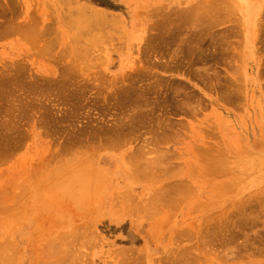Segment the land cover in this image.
Wrapping results in <instances>:
<instances>
[{"label": "rangeland", "instance_id": "1", "mask_svg": "<svg viewBox=\"0 0 264 264\" xmlns=\"http://www.w3.org/2000/svg\"><path fill=\"white\" fill-rule=\"evenodd\" d=\"M75 1H77L80 4H85V5H88V6L92 5L94 7L99 8L100 10L103 9V11L108 12V14H110L112 16L118 15V16L121 17V20L122 21L120 23L108 22V23H111V24H105V23L100 22L99 20H98V22H95L96 19H93L92 18L91 20L94 21L92 23V21L89 18V20H87V22H85V23H88V21H91V23H88L89 25H87V27L85 28V27H82L84 24L81 26L82 23L81 24L76 23V18L78 19V16H77L78 14L75 15L74 13H71L72 15L74 14L73 16H69V14H67V12L69 13V11H68V7L65 4V0H0V79L1 78H7V75L10 76V74H12V73L14 74L15 71H17V73L18 72L20 73V71L22 72L24 66L26 67V69H24L23 70L24 72H22V75L20 73V75L23 76V77H24V75L25 76H28V77H26L28 80L31 78V81H29L30 83L33 84L36 81L35 78L37 76H39V77H37V79H40V80H42V81L45 82L43 84V87H42L45 92L42 93V94L44 96L45 95L46 96L45 97L42 96V98H41V101L43 99L45 100V101L44 100L42 101V106H44V104H45V106H44L45 108L44 109L42 108V111H44V113H46V114H47V112H48V114H50L52 111H55V112H52V113L55 114L58 111V115H57V113L55 115H52V113H51L50 115H52L53 119L50 116L51 119L49 120V118H48V120L49 121H51V120L56 121V124L59 123V124H57L58 128L61 126V127H63V129H65V130L60 129V131H58V129H57V132H59V135H58L57 132H56V128L57 127L54 126V123H55L54 121L52 123L51 122H48V124L46 122L45 123L46 125H44V124H43V126L41 125V128L37 124V126H38L37 127L36 124H35V120L36 119H33V118H35L34 116H36V114L39 111L34 112V109L36 111V108H35L34 105H33L34 107L31 106V110L30 111H32L31 113L32 114L34 113V114H33V116L31 115V117H33L32 120L30 119L31 117L29 118V120L33 121V123L31 121L28 122V120H27L28 117L26 115L27 119L24 118L23 119L24 121L21 122V125H22V127L24 126L23 128L25 129V131H27V129H28V131L26 132V135L27 136L28 135H31V134H29L31 132L32 133V135H31L32 137L31 138H29V136H28V138L25 137V138H27V141H25L23 144L21 143L20 146L17 147L14 152H12L11 157L7 155L6 157H1L0 158V159H2V160H0V177H1V174H2V172L4 170H6L5 172H7V169L8 168H10L11 166L12 167H14V166L16 167V164H19V166L20 165L24 166V169H22V171L26 169L25 170V173L19 174V177H18V179H19L18 182L19 183L22 182L23 180H25V178L29 180V178H27V176H26V173L27 174L28 173L31 174L29 168L31 170H32V168H34V169L36 168L35 166L33 167L32 165H43V166L46 165V167L48 169L50 168V170L56 169V167H61V168L66 167V165L72 160V159L69 160V162L67 160L69 158L67 156L68 155H72V153L71 154L68 153V151L70 152V149L67 148V151H65L66 149L64 150L67 153H65L63 151V147L65 146V144L68 143V141H67L66 138L69 137L68 140L70 141L71 137L74 136V138L72 137V139H75L76 138L75 136L79 133V131H80V133H81V131H83V132H85L84 135L87 136V138H85V136L83 135V133H81V134L79 133L80 136L79 135H77V136H78V140L81 139V137L84 136V139L82 138V141L84 140V143H82V144H84V147H82L83 145L81 144L80 149H83V154L85 152L87 154V155L85 154L87 157H82V159L84 158L83 161L82 160H79L78 157L81 156V155H79L77 157V155L79 153L77 154V150L74 151V152H76L75 155L73 154L75 156V159L78 158V160H75L77 162H75V161H74L75 163L74 162H71L72 164L75 165L74 168H73L74 171L77 172V170L82 169V168L84 169L86 167H88L87 169H89L90 168V165H91V168H93V169L94 168L95 169L98 168L96 170L99 171V168H100V171L103 170L102 172H104V174L106 175L107 178L105 180L103 179V181H101L102 180L101 178H100L101 180L99 178H96L95 179V181H94L95 182V185H93V186L94 187L96 186L98 188V190L100 188V190L98 191L96 189L98 191L97 192L95 190V188H94V191L92 189L93 192L98 193V194H95L94 193V197H91V198H94L95 201H96V199L99 196H101V199H99V198L97 199L98 201H96V205L93 204V202L95 203V201H93V202L91 201V204L90 203L89 204H86L87 201H85V203L83 204V206H86L85 207L86 209H88L89 207H91L90 209H92V210L89 209L90 211L84 209L83 206L80 207V210H79V205H82V203L79 204L78 202H77L78 204L77 203L74 204V205H77L78 208H77V206H74L73 207V204H71V203L68 204V205H66V206H63L60 202H59L60 204H58V201L61 200L59 198L60 196L58 195V193H57V196H54L56 194V192L53 195L52 193H54V192L51 191V190H47V189L42 190L41 189L42 190L41 191V190L38 189L39 190L38 191V190H23V189L22 190L21 189L19 190V188H18V190L16 189L15 191H17V194L20 197L17 198V199H16V197L15 198L13 197V202H15L16 200H19V201L18 202L16 201L14 203L15 206L13 205L12 201H11V203H12V205L14 207H16L15 208L16 210L20 211L19 212L20 214L22 213V216H20L21 218L18 219V220H16V218H18V217H15V221H13L12 220L13 217H9V215L7 213L5 218L9 217V219L7 218L6 220L3 221V219H5L4 218V215H2V214L0 215V219L3 222V224H1L2 222L0 223V225H1L0 232L2 233V232H4L3 230L8 229L7 231L4 232L5 234H2L4 238H2V236H1V238L4 240L5 243H6V241L9 242L8 252L5 251L6 252L5 255H7L6 258L8 260L5 259L4 263L3 262L2 263L3 264H38V263H36L38 259L35 260V256L38 255V258H39V254H37V253L43 252L42 250H45V249H43V247L46 246L47 244L49 245V243H50L49 248H48L50 250L49 251H44V253H46V252L49 253L50 251L51 252L53 251V252L52 253H49L47 255L46 254H43L42 255V257L44 256L45 258L47 256L50 257L49 259L46 258L48 260V263H49V260L50 259L52 260L55 257V255H56L55 254V251L56 252L57 251H59V252L61 251V248H62L61 246L62 245L58 249V247H57L58 244H61V243L64 244L65 243L63 245V247L66 248V246H67L68 249H66V252H63L64 254L61 253V252L60 253L63 254V255H65V257H66V254L65 253H67L69 255V256L67 255L68 258H66V260L64 261L63 258H62L63 256L60 255L59 252H57V253H59V256H62L61 257L62 258V262H63L62 264H121V262H122V264L123 263L125 264V262L126 261H129L128 259H131V258L128 257V259H126V257L124 256L125 258L123 260V257H121V256L124 255V254H126V253H128L129 250H130V253H133V251H135L136 249H137L138 254L135 251V256L137 254L138 255L137 257H139V256H141L140 254H142V253L144 254V256H142L141 258L139 257V260H137L138 259L137 257H135L137 259H134V257H133L134 253H133V255L128 253V255L129 256L132 255L131 256V257H133L132 259L134 261L135 260L138 261L137 264H160V260L161 261L164 260L166 262L167 256H170V254L172 253V251H176L177 250L176 247L179 248L180 246H183L185 248H187V247L190 248V247L193 246L192 247V251L195 252L194 255L196 256L195 257L196 260L194 258L195 261L194 262L192 261L190 264H264V92H263L264 91V89H263L264 88V74L263 75L258 74V73H260L259 71L261 69L264 70V68L261 67L262 65L264 66V62L260 66V64H261L260 62L261 61H259V60H263L262 58L264 57V51L263 50L262 51L260 50L261 46H262V49L264 48V46H263V44H264V40H263L264 34L262 36L263 38L260 36V39L262 38L261 40H263V42L260 39H257L256 40V37L259 38L258 35L261 33V32L259 33V30L262 29L261 31H263L264 30V27L261 26V29H260V27H258L259 28L258 29L256 27L258 24L257 25L254 24V18L256 19V18L259 17L258 19H260V22H261V20H263V19H261V16L264 15V13H263L264 12V7H263L264 0H257V1H255V0H244V1L243 0H240L239 1L238 0V2H241V3H239V8L241 7L240 4H243L242 7H244V10L239 11L237 13L236 12H233L234 10L233 11H230L229 8H228L229 7V3H231L232 1H230L229 3H228L229 0L228 1L225 0L227 2H225L223 0H220L219 2H217L218 5L220 3L221 8L223 6H225V5L228 6L227 8L230 11V15H231L232 12L234 14L236 13V16L235 15L234 16L237 18V20L239 19V22L236 20V23L237 22L238 23H241L242 21L244 22V24L242 23V26H241L244 29V32L241 33V34H243V37H242V35H239L237 33L238 30L240 29V27L237 28V26H236V28L238 30H236L235 33L237 34V36L235 34H234L235 36H233V34L231 36L230 33H228V35H227V33H226L227 36H230L229 38L227 37V40L226 39L223 40L222 38L220 39V37H218L219 39H215L217 37L216 35H218V32H221V31L223 32L224 30H228L229 29V27L231 26V23L233 21V20H231L233 18V15H231V16L230 15L229 16L227 15L229 18L231 17L230 20L228 18L227 19L228 21H225L226 22L225 24H222V23H224V22H222L221 23L222 25L219 23V26H218V23L215 24L214 27H213V25L211 27L209 25H204V23H203V25L204 26H207V28L206 27H204V28L202 27V29L205 30V28H206L207 31L212 32L211 38L214 37V39H215L213 41L214 42L213 43L212 42L213 38H212V40L210 38V41H211V43H210L209 41L206 40V39L209 40V38H207V36H208V34L210 32H208L207 35H206V33L204 34L206 36L205 41L209 42V44L206 45L207 42H203V43H205L203 45H205L207 47L209 45L212 46V47L211 46L208 47L210 49V50H208V54L210 56H207V58L210 57L211 59L212 58L214 59V57H215V56L212 57L211 56V52H209V51L212 50V52H215V51L218 52L217 51L218 49H216V47H215V49H213L214 48L213 46H217V48H219V49L221 47L225 46V47L222 48V50H220L218 52L220 55L217 53L219 55L218 57L216 55V52L214 53L216 55V58L214 60L212 59V61H211V59L209 58L210 60L206 59V61L201 62L202 65L200 63H199L200 65L199 64H196L195 65L197 67L202 66L203 67V70L205 69L206 72L208 71L206 69V67H209L208 69H211L212 68V71H215V72H217V69H218L217 74L219 75V79H218V75L216 73L211 72L212 75H214V74L217 75V76L214 75V77L216 76L215 77L216 80L212 76V78L209 81L211 83V80H212V83L213 84L211 83L212 84L211 85V84L207 83V86L206 85L200 86V83L201 84H205L206 82H209L207 80L211 77V74L208 75L205 72H204L205 74H202L201 73L202 70H198L197 72H198L199 75L198 74L197 75L201 79V77H203V75L206 76V74H207L209 76V78L206 76L207 77L206 81H204L205 80V78H204L205 76L203 77L204 78L203 81H202V79L199 81L198 80V77H197V80L196 81H194L196 79L195 77H192L191 78L193 80L189 79L192 76V74L195 73L194 71H196L197 69H199V68H197V69L194 68L195 69L194 70V69H192L193 67L191 68V66H193V65L189 64V63H191L189 61V59H190L191 56L190 57L188 56L189 59H185L184 60L188 64H186L185 62H181V63H184L187 66L189 65V67L192 69V73H190L191 70L186 65L182 64L183 65L182 66L183 68L181 67L180 61H183V60H181L180 58L176 57L177 59H179L178 61H179L180 64L177 63V61H176L177 59L174 62V59L175 58H173L172 53L174 52V50L176 49V47H178V48L180 47V44L176 45L177 42L174 43V44L172 43V45L170 44L171 45V50H173L172 49V46H173V48L176 46L174 48V50L172 51V53H171L170 52L171 50L169 49L170 46L168 44L167 45L169 47L167 45H166V47L170 51H168L166 49L167 50V52H166L165 48L163 47L164 48L163 49L161 47L163 45H158L155 42H153V41H155L154 38H153L156 35L155 33H157V32L160 31L159 28H157V31H156L155 30L156 28L154 29V27L152 26L153 20H157L158 18L160 19V17H164V16H160V17L159 16H155V19H154V15H153L154 13H153V11H152V14L150 13L151 15H148L147 12L149 11V9L153 8V6H154L153 9H155L156 6H159L161 8L162 5H165V7H166V5L168 6V4H170L169 5L170 7L171 6H174V4H175L176 5V8H177V4L176 3H178V1L184 2L186 0H152L153 2H151V0H75ZM193 1H194V3H196L195 2L196 0H192V2L190 0L189 1V4H192ZM198 1H200V0H198ZM201 1H203V0H201ZM208 1L213 2V3L215 2V4H216V1H214V0H212V1L211 0H208ZM235 1H237V0H235ZM187 2H186V4H188ZM238 2L236 4H238ZM242 2H244V3H242ZM232 3L234 4L235 2H232ZM179 4H180V7H182L181 3H178V5ZM189 4L187 6H188V8L191 9L194 4H192L190 6H189ZM234 6H235V4H234ZM234 6H232V7L230 6L231 10H232V8ZM144 7H147L148 9L146 8V11H145V10H143ZM180 7H178V8H180ZM225 7H223V9H225ZM262 7H263V12L259 13L261 11ZM169 8L168 9H165L164 8V9L170 11ZM178 8L177 9H174L175 11L173 10V12L170 13V16H171V14L173 16V14H175L176 12L177 13L180 12V11H176V10H180L181 9V8L180 9H178ZM184 8L185 7L183 6L182 9H184ZM137 10L138 11H141V10L145 11V12H142V13L140 12L141 14H143V13L146 14L147 13L148 16H145V18L148 21V22L146 21L147 23L146 22H145V24L142 23V21H143L142 18H144V17H142L140 15H137V16L135 15L136 17L133 16V14L135 13V11L138 14V11ZM162 11L163 10L159 11V13H161ZM171 11H172V7H171ZM183 11H185V10H183ZM206 11H208V10H205V12ZM229 11H228V13H229ZM203 12H204V10H203ZM241 12H243V14H245L244 17H243V14ZM162 13L166 14L167 11L166 12H162ZM201 13H202V11H201ZM157 14H155V15H157ZM204 14L207 15V13H204ZM149 16H152V17H149ZM241 18H243V20ZM31 19H34L35 21H36V19H38V22L39 23L37 24L38 26H37V29L35 30V32H36L35 34L36 35L39 34L40 35L39 36L40 38L42 36H44V35H42V33H41L42 31H40L39 25L41 23H43L45 25L43 27H46L45 29L47 30V32L45 31L43 33H45L46 37H43L42 38V40H45V41H42V40L41 41L42 42H45V44H46V41L47 40H50L51 41V43H49V42H47V43H48V45H50V47L51 46L52 47L49 48V46H47V48H49V50L50 49L52 50V48H53L52 51H54V52L50 51L51 54H53V56H54V54H57V53L64 55V53L65 52H68V50H70L71 52L73 50L76 51V52L78 51V53H79V51H82V53L80 52V55H82V56H84L83 55V52L85 51L84 54H87L88 53L90 55L89 58H88V55H86L87 56V60H81L80 61V63L83 61L82 65H80V68H81L80 69L81 70L80 72H78L79 71V66L77 68L75 67L78 70H75L74 69L75 71H77V72H74V73H79L78 76H77V79L81 82V84H82V80H84L85 83L86 84L89 83L90 86L89 85H86V84L85 85L82 84L83 87L84 86H87V88L84 87L85 88L84 89L82 87V85L80 86L79 82L76 83L78 80L76 79L77 80L76 81L75 80V77H73V76H76L77 74L76 75L73 74V76H71V77L69 76L70 78L67 76L69 79H71L73 77V79L70 80V83L68 81V83L69 84H72L73 87L72 86L65 87L64 85L61 84L63 86V88L64 87L66 89L69 88L67 90L64 89L65 90L64 91L63 88L60 85V87L62 88V90L66 93V92H68V90L70 92V87L74 88L76 86V84H79V85H77V88L76 89L79 88L78 86L82 87V89H80V91H78L79 89L77 91H78V93L81 92L80 94L83 95V97H80L81 95H79L78 93H76L77 91L75 92V95L72 94L74 97L76 96V94L79 95V96H77L75 98L73 96H71V93L69 94V92L66 93V94L63 92L64 93L63 94L60 87H59L60 88V91H58V92H60V94H59L56 91L58 89V86L55 87L56 84L55 85L53 84L54 86H52L51 82L48 81V80H51L53 78L54 75H51V74L53 73L55 67H57V69H56V72L55 71L54 72L57 73L58 75L61 73V71H63V69L66 70L65 69L66 67H64V68H62V70L57 71L58 68L61 69L62 65L63 66H66L67 65V62L70 61V58L72 59V57H74V53H73V56H71L70 53H69V55L67 53L68 58L65 57L66 55L63 56V57H65L67 59V61H66V59H63V60L61 59V61H60L59 57H61L62 55H59V57H58V54H57L56 57L54 56L53 58L59 59L58 61H60L59 62L60 65L59 64H56L57 66L55 65L54 69H50L51 66L49 68H48V66L55 64L54 62H56L57 59L55 61L49 62L50 60L48 58H51L52 57V56L49 57L50 54L48 56H45L42 53L41 54L43 56H41V54L38 55L39 48L42 47L40 44L43 45L44 43H41L40 42V44H39L36 38H34V39H36V41L33 40V43H35V42H36V44L38 43L37 45L34 44L33 46H39V48L38 47H34V48H36L35 50H37V55L38 56H41V57H39L40 59H38V57L36 55V51H33L32 50V52H31V51H28L27 50V52H26V48L27 47L30 48L28 43L31 42L32 40L29 41V39L26 38L27 40H25L23 38L25 36H29V37H32L33 38L35 35L34 36L29 35V34L28 35L27 34L25 35V33H27V32H25V33L23 32V34L25 36H21L22 34L20 35V33H22L21 30H23L22 29V26L23 25H26L27 22L29 24V26L27 24L28 29H29V27L31 28L30 25H33V22H32V24H30L31 23ZM86 19L87 18H85V20ZM258 19H256V20H258ZM13 20H15V22L13 24H15V23H18V24L21 23V25L23 24L22 26L19 25V26H21V28H20L21 30H18L19 28L17 29V27H19V26H17L18 24L17 25H13L12 24ZM80 20H81V18H80ZM80 20H77V22L78 21L80 22ZM139 20H140V23H139ZM9 21H11L12 27L15 26L16 29L20 33L19 32L16 33L17 30L15 31L14 28L13 29H14L15 32H11V31H13V29H12L11 26L9 27L10 24L9 25L7 24ZM24 21H25V23H24ZM159 21L160 20H157V22L154 21V23H158ZM35 23H37V21ZM234 23H232V24H234ZM252 23H253V25H255L254 28L252 27L253 26ZM256 23H257V21H256ZM258 23H259V21H258ZM147 24H149V25L147 26ZM35 25H34V27H36ZM261 25H263V24H261ZM84 26H86V24ZM190 26L191 25H188L187 24V29L186 28H183L182 29L183 31H185V29L187 30V32L185 31V33H183V31H182V33H183L182 36L185 35V34H187L189 31L191 33V29L193 31V28L194 27H192V26L190 27ZM201 26L198 25V27H200V30H201ZM198 27L194 28L196 33H198V31H196L198 29ZM233 27H235V26H233ZM24 28H26V26H24ZM83 28H85V29L83 30ZM31 29H35V28H31ZM31 29H29L28 33L31 31ZM80 29H81V31H80ZM25 30L26 29H24V31ZM230 30H231V28H230ZM230 30H228V31H230ZM253 31H256V32L254 33ZM195 32L193 31L192 33H194V34H190L189 33L190 35L187 34L185 36H187V38H189V36L192 37V35L195 36ZM30 33H32V32H30ZM79 33H81V35ZM257 33H258V35L256 36ZM262 33H264V31ZM262 33L260 35H262ZM214 34H216V35H214ZM248 34H253V36H254V38L256 40L255 43L254 42H251L250 43L247 40L248 37H245V36H247ZM73 35H75L76 37L73 36ZM151 35H152V37H150ZM71 36H73L74 41L77 42L76 45H71V43L72 44H75V42L72 41L73 39L71 38ZM219 36H220V34H219ZM37 37H38V35H37ZM75 38H77L78 40L76 39L77 40L76 41ZM190 38L188 39V41H185V43L189 42L190 41ZM192 38L194 40L195 37H192ZM69 40H70V42H69ZM222 40L228 42V44H226V42L224 43ZM27 41H28V43H27ZM217 41L220 42V43H218ZM229 41H230V43L231 42L232 43L230 44ZM215 43L216 44H219V46L218 45H215ZM165 44L166 43H164V45ZM83 45L87 46V49H86L85 46L83 47ZM33 46L30 49H33ZM145 46H146V48L148 47L147 48L148 51H149V49L152 51V54L150 56L147 55L149 52L145 50L146 49V48H144ZM157 46H159V48L161 47L163 49V50L162 49H159L158 52L160 50H162V51H160V53L164 51L163 53H161V55L162 54H165L166 55V53L168 54V52H170V54H171L170 55V58L168 57L169 54L167 56L169 59L168 58H165L164 59L165 61H166V59H168V61H166V62H164V60H163L164 56H159L160 54L159 55H155V56H157V61L160 60L159 61L160 64H162V63L164 64L165 63L164 65H168V64H170L169 62H171V60H172L171 58H173L174 64L176 63V65H177V66L175 65L176 66L175 68L172 67L173 69H175L173 71H174V74L176 76H173L174 75L173 72L170 73V71H169V73H168V71H167V70H170V68H171L172 65L174 66L173 62H171L172 65L171 64L169 65L170 68L168 66H164L163 65L165 69H161V68H163V66H161L159 64V62H157L156 60H154V59H156V57L154 58L153 53L156 52L157 50L154 48L155 51H153L154 49L152 50V48H149V47H157ZM43 47L46 48V46H43ZM66 47H67V49H65ZM68 47H69V49H68ZM79 48H80V50H79ZM225 48H226V51H229L230 52V53L228 52L227 54H230V55H233V56H230L229 55L230 57H228V55L225 53ZM256 48L257 49L259 48V49L257 50ZM43 49L44 48H40V50H43ZM228 49H230V50H228ZM43 51H41V52H43ZM144 51H146V53L147 52L148 53L146 54V53H144ZM221 51H224V53L226 54V58H227L226 60L223 59V58H225V56L224 57L221 56V54H224L223 52L221 53ZM47 52H49V51H47ZM158 52H157V54H158ZM39 53H40V51H39ZM26 54L28 56H26ZM75 54H77V53H75ZM146 55H147V58L149 60L146 57H144V58H145V60L147 59V62L149 61L148 63L144 59L143 60L141 59V57L146 56ZM151 56H152V58H150ZM158 56L159 57H162V58H159ZM174 56H176V54H174ZM180 56L182 57L184 55L181 53ZM45 57H47L48 61L47 60H44ZM188 57H186V58H188ZM53 58H52V60H53ZM76 58H78V56H76ZM79 58H81V56ZM79 58H78V60H80ZM83 58H86V57H83ZM140 59L143 61V64L140 61ZM219 59H221V61H228V62H223V64H221L222 62ZM64 60L66 62H63L62 63V61H64ZM74 60H75V57H74ZM151 61L153 63L156 61L160 65L161 68L158 67L160 69V71H158L159 70L158 68L157 69H154L155 67H157L159 65L156 64V62L154 63L155 64L154 65L153 63H151ZM161 61H162V63H161ZM216 61H219V64ZM167 62H168V64H167ZM144 63L145 64L147 63L146 64L147 66ZM150 63L153 64V65H151ZM216 63H217V65H216ZM47 64H49V65H47ZM204 64H206V65H204ZM19 65L20 66L22 65V66L20 67ZM140 65H141V67H142V65H144L143 68H145V66H146V69H143L142 68V72H141V70H139ZM149 65L150 66H153V68H152L153 72H150V71L147 70V69H149V70L151 69ZM17 66H18V68H20L19 69L20 71L18 69L15 70V67L17 68ZM148 66H149V68H148ZM46 67L48 68V70L45 69ZM141 67H140V69H141ZM166 67L169 68V69H167ZM180 67H181V69H180ZM172 68H171V71H172ZM185 68L187 69L186 71L190 70V72L189 71L188 72H185ZM69 69L71 70V75H72V72L74 70L72 68H69ZM213 69H215V70H213ZM220 69H221V71H219ZM25 70H27L29 72H27ZM133 71L135 72V74L138 73L137 74L138 77H139V73H142V75L140 74L141 75L140 76L141 79L138 78L136 75H134V72ZM183 71L185 72L184 74H183ZM209 71H208V73H210ZM68 72H69V70H67V72H64V73L62 72L59 75V77H62V76L65 77ZM179 72H180V75H179ZM219 72H221V73H219ZM263 72H261V73H263ZM24 73H26L27 75L24 74ZM29 73H31V74H29ZM143 73H146L147 75H149L148 73H150L149 76L152 79L151 78L149 79V77L147 75H146V77H147V79H146L145 74H143ZM186 73H187V76L185 75ZM47 74H48V76L46 78H44V75L46 76ZM69 74L70 73H68V75ZM171 74H173V75L170 77ZM42 75H43V78H41ZM129 75H131L132 78L129 79V77H131ZM133 75L135 76V79L137 81H135V79L133 78ZM157 75H159V76H157ZM162 75H166V77H167L166 78L164 76L166 79L164 78V80H162L163 82H165L164 85L166 87L163 84H161V83H163L162 81H161V83L159 81L160 80L159 78ZM33 76H36V77L32 78ZM55 76H56V74H55ZM55 76H54V79H55ZM156 76H157V78L159 77L158 78L159 80L156 79ZM126 77H128V78H126ZM26 78H23L24 80L23 79L22 80L24 82H26L25 81V80H27ZM125 78L127 79L126 81L129 80V82H132V81H133V83L135 82V85L136 86L137 85H140V83H141L142 86H144V83L145 82L147 83L149 80L150 81H153L154 80L155 82L154 81H153L154 83L152 82L153 85H154V89H155V87H157V88L159 87L158 88L159 90H157V88H156L155 90H157L158 92L155 91V90H154L155 91L154 92L152 90L153 89V86H152V89L151 90L153 91L154 94L160 95V96L155 95L156 97L158 96L157 98L154 97L157 100L155 103L158 104V101H159V103L162 101V104H164V107L162 105H159L158 104L159 109L156 110V112L158 111V113L160 115V111L162 109L163 110H166V112H167L168 109H170L171 113L175 115L174 112L177 109V112L179 111L178 113L176 112L178 116L177 115L170 116L169 114H171V113H170V111H168V117L169 118L172 117L169 120L172 121V119H173V122L175 123L174 125H177V126H174L173 125V122L170 121V123L174 127L173 129L176 130V128H177V130L178 131L181 130V132L179 131L180 134H174V135L172 134L171 136L172 137L175 136V135H180L181 136L182 135L181 133H184V136H187V137L184 138V143L183 144L181 143V145H183V146L178 145L179 144L178 139L182 140L183 137L176 138V140H177L176 142H178V143H174V141H170L169 142V140L174 139V138H171L170 139L168 137L169 139L166 138V139H168V141L166 139H165L166 141L164 140L165 143L166 142L167 143L169 142V144H167V145H164V144L161 143V141H159V144L161 143V146L162 147L164 146V149L169 148L170 154H168V156H170V155L173 156L174 153H176L178 155L177 156L176 154H174L175 155V158H173L174 157L173 156L172 159H174V160H172V161H171V158L170 159L169 158L168 159L166 158L167 160H165V165L168 164V162H167L168 160H170L171 163H173V164L169 165L170 164V161H169V164H168L169 166L168 167L165 166V168L169 170L171 168H174V166H175V168L178 166L177 167L178 172L176 173V177H173V174H172L173 169H171L172 171L169 174H172L170 176L172 178L169 179L170 178L169 177L168 178L169 180H168L167 177H165L163 175V174H165L166 176H168V174L166 172H163V173L161 172V171H164L165 170L163 168L164 165L163 166L161 165L164 170L161 169V166H160L159 167L160 168L159 169L160 171H158V172L159 173L161 172L162 175L161 174L160 175L162 176L161 178H163L164 181L159 182L160 184L157 183V181H158V179H159L160 176L158 177L157 181L156 180H153L154 182L148 181L150 183V185H154V186H151V187H150L149 183L146 181V179H144L142 181L140 179L141 183L140 182L135 183L134 181H137V179L136 180L133 179L134 181L132 182V180H130L131 176L129 178V175L130 174L127 175V172H128V169H129V168H127L128 167L127 166L128 164H126V168H125V163L127 162V160H126V162H124V159H127L128 158L127 153L128 154L130 152L132 153V150L133 149H136V148H134V146L135 145L137 146V143L141 140L142 137L136 139V141H133L135 139H134V137L132 138L131 136L134 135L135 138H136V134H132L131 133L132 134L131 136L130 135H127V136L125 135L126 137L124 136L125 137L124 138L123 137V134H126V133H123V131H122V134H121L122 137H121V140L120 141L122 142L123 140H125L124 141L125 142L124 143L125 145L124 144H122V145L126 146L128 144L126 140H129L128 138H130V140H129V143L130 144H128L127 147H125V149L123 151H122V149H120L122 151V154H121V152L119 150V147L121 145L120 146L117 145V146H119L118 149L116 148L117 146L114 147V148L113 147L108 148V147H106L107 146L106 143L108 141H105V143L103 142V140H106L107 139L106 136L108 137V135H109L108 138L109 139H112L113 137H110L114 133L112 131L114 130L116 132L117 129H118V128L115 129V128L109 126L113 122H115L114 120L117 119L118 117H119L118 119H120V115L118 114L119 116H117V113H120L121 114V112L123 113L125 111V109H124L125 107H127V109H128L129 107L131 108L133 105H134V108L133 109L136 111L135 113L140 112L141 107H140L139 110H138V108H139V105H140L141 101H138V104L139 105L136 102L135 104H132L130 106L129 105L128 106L127 105L126 106L125 105L122 106V105L119 104V102L116 103L118 100L115 99L116 102L114 101L113 96H112V93L113 92L111 93V96H109V97L107 96V94L110 95L109 94L110 93L109 91H110V89L112 88V85H113L111 83L113 81H116L117 84L118 83L121 84L123 82H126V81H124ZM179 78L183 82H181V81L178 82L179 81ZM56 79L59 80V78H56ZM120 79H122V82L120 81ZM138 79H139L140 82L138 81ZM161 79H163V78H161ZM173 79H175L180 84V86H179V88L181 89L180 91L177 88L179 84L175 80L173 81ZM19 80H21V79L19 78ZM117 80H119V82ZM166 81H168V82H166ZM73 82H74V84H73ZM91 82H93V83H91ZM138 82H139V84H136ZM184 82H185V84H184L185 86L186 85L187 86L190 85L191 88L189 89L187 87L188 89L185 91V89H183L185 87V86H183V83ZM26 83L28 85V82H26ZM59 83H61V82H59ZM104 83H108V85L107 84L105 85ZM148 83L149 84H152L151 82H148ZM167 83L169 85H171V86H174L176 83L178 85H177V87H176V85L174 87H171V86H167L168 85ZM197 83H199V84H197ZM214 83H215V86H214ZM218 83H220L219 84L220 87H218L219 86ZM45 84H48L47 86H49V87H45ZM92 84H94V85H92ZM103 84H104V86H103ZM158 84L160 86H158ZM181 84H182V87L183 88L181 87ZM223 84L226 85V86L225 87L224 86L221 87V85H223ZM101 85H102V87H101ZM118 85L113 86L114 87L113 89H115V87H118ZM88 86L90 88H92V89L90 90V88ZM147 86H150V85H147ZM147 86H146V88H148ZM204 86L206 87V89H203V88H205ZM229 86H233L232 88H234V87L237 88V91L239 90L238 93H236V94L233 95V99L234 100L231 99V95L230 94H229L230 95L229 96V99L227 98L228 97V93H230V90H232V88H229ZM207 87L209 88L208 91H207V89H208ZM211 87H212V89H211ZM72 88H71V90H72ZM88 88H89V90L91 92L88 90ZM108 88H110V89H108ZM119 88H121V87H119ZM162 88L165 89V90H167L168 92L170 90H172L175 93H176V91L177 92L179 91V92L177 94H174L175 96L174 95H171V96L175 97L174 99L171 97L172 100L171 99L168 100L167 97H170V94L172 92L171 91L169 93L167 92L168 95H169V96H167L166 91L165 90H162ZM171 88H173L175 90H173ZM223 88H226V89L229 88L228 89L229 90L228 93H227V90L226 91L223 90L225 94L227 93L226 96L225 95H222L223 92H222V94L219 92L221 94V96H220V94H218V91H220V89L222 90ZM235 88L233 90H235ZM50 89H51V92L52 93L54 92V95H52V93L49 91ZM113 89H111V91H113ZM182 89H183V92L185 94L182 92ZM8 90H10V89H7V91ZM99 90L102 93H104L105 90H107L105 92L106 95H105V93L102 94L101 92H99V97L101 99L103 98L102 101L106 100L107 97H108L109 98V100L107 99L108 102H107V100L105 102H101V99H99V97H98V91ZM196 90H197L198 93L196 92ZM152 91H148V89H147V93L148 92L150 93V97L149 96H147V97H149V98L152 97ZM163 91H165V92H163ZM191 91H192V93L194 92V93H196L199 96L198 97V96H196V94H194V99L196 100V102L193 103V107L194 108H195V104L197 103L196 97L199 100L202 99V98H206V100L205 99L204 100H200L202 102L201 104H200V102L198 104H196V106L198 105L199 108H201V105L203 106L201 109H199L198 106H197L198 110L195 108V111L197 110L196 111L197 112V115H194L195 114V111H194V109H192L193 107L189 108V105H188L189 103L186 104L188 101L185 100V98L188 95L190 96L192 94ZM237 91L235 90V92H237ZM0 92H2V91L0 90ZM88 92H89V94H87ZM181 92L184 95H181ZM189 92L191 94H187ZM149 93L147 95H149ZM200 93H202V94L199 95ZM231 93L233 94L232 91H231ZM134 94H136V93H134ZM162 94L164 96H167L166 97L167 99L164 98V100H162L163 99V95ZM58 95H60V96H58ZM0 96H1V94H0ZM30 96H32V95H30ZM86 96L91 97L92 100L90 98L86 97ZM182 96H184V97H182ZM191 96H193V95H191ZM222 96H223V98H220ZM224 96L227 98V103L224 102L225 104L223 103V101L226 100V98L224 99ZM235 96L238 97V98H234ZM79 97H80L81 100L85 97L83 99V101H82L84 104H82V102H80V103L78 102L80 100ZM188 97H187V99H188ZM30 98H34V95L32 97H30ZM48 98H51L52 99V100L50 99V101H53V99L54 100L56 99L57 101L55 100V102H56V104L58 103L57 105H58V107L59 106L60 107L59 108L58 107H53V109H55V110H52L51 109L52 108L51 105L55 104V102L54 103L50 102L51 105H49ZM94 98H95V101H96V98H97V100H100V102L99 101H96L95 102L94 101ZM178 98H179V102H180L179 105L176 102L178 100ZM218 98L220 100H218ZM89 99H90V101H93V102H90L89 101L88 104H92L94 102L96 104L94 103V104L88 106L87 102H88ZM165 99H166V101H165ZM221 99H222V102H221ZM230 99L233 100L234 103L236 102L235 99L236 100L238 99V101H237L236 104H232L233 101H231ZM151 100L155 101L154 99H151ZM184 100L187 101V102H185ZM0 101L3 102V99L1 97H0ZM113 101L115 102L116 105L113 103ZM174 101L176 103H174V104L171 103V102H174ZM203 101H204L205 104L203 103ZM2 102H1V104H2ZM97 102H99V104ZM38 103L40 104L41 102H38ZM46 103H47V107H51L50 108V113L48 111L49 108L46 110ZM61 103H63V104H61ZM101 103L102 104L104 103L103 104L104 106H102ZM105 103H107V105H105ZM108 103H109V105H108ZM181 103H182V105H181ZM183 103L186 104V105H188L187 106L188 107L187 110L189 111V109L190 110L192 109L194 111V114H193L192 110H191L192 113H189L190 111L188 112L185 109V111L187 113V115H185L184 108H187V107L184 106ZM229 103H230V105H227ZM110 104H111L112 107L110 106ZM142 104L143 103H141V105ZM165 104H166V108H165ZM98 105L102 109V112L105 111V112H103V114L101 112V109L99 107H97ZM172 105H173L174 108L172 107ZM176 105H178L179 107L176 106ZM3 106H2V109L4 108ZM118 106H119V108H118ZM180 106H182L183 108L180 107ZM104 107L105 108L107 107L108 115L109 116H107V113H106L107 110ZM88 108H91V109H88ZM108 108H110V109H108ZM112 108H113V110H115V112L112 110ZM136 108H137V110H136ZM2 109L0 111H2ZM57 109H60V110H57ZM71 109H73L74 111L76 110L75 113ZM77 109H78V112L79 111L80 112L82 111L83 114L80 113V112L78 114ZM86 109L89 112H92V110L93 111L94 110L95 111L97 110V111L96 112L94 111L95 113L92 112L93 114L91 113V115H90V113H87L88 111H86ZM127 109H126V113H128L130 111V109H128V111H127ZM144 109H146V107H144ZM173 109H174V112H172ZM70 110H71V112H70ZM98 110H100V111H98ZM131 110H132V108H131ZM181 110L183 111V113H184L185 116L183 115V113H182ZM4 111H6L5 108L2 111V114L3 115H4V113H3ZM72 111L74 113L73 114L74 116L72 115ZM84 111H86V112H84ZM198 111H200V113ZM61 112H64L66 114L61 113ZM76 112H77V114H76ZM109 112H110V114L113 112L112 115H110ZM166 112H164V113H166ZM44 113H43V115H44ZM97 113H98V115H97ZM105 113H106V119L107 120L104 118L105 117L104 116ZM131 113L134 115L133 112H131ZM131 113H129L130 114L129 116L133 117ZM188 113L190 114V116L188 115ZM0 114H1V112H0ZM6 114H7V112H6ZM59 114H60L61 117L62 116H65L64 118H66V122L69 121V122L72 123V120H73V123H74V120H75V124H73V123L72 124H73L74 127L76 126L77 130H75V128L72 127V125L70 123H69V125H70L69 126L68 125V122H67V124L65 122V125H64L63 122L65 120H64L63 117H62L63 118V121H62V119L60 117H59L60 118L59 119L58 118ZM80 114L83 115V116L85 114L86 117H82V116L80 117ZM113 114H115V118L114 119H111V118H113ZM123 114H121V118L122 119H123V117H122ZM125 114H124V119L126 117ZM67 115H69L68 118H70V119L72 118L71 121H70V119L68 120ZM95 115H97V118H99L100 115L101 116L103 115L102 117L100 116V118H104L105 121H107V122L105 124L104 123L102 124V122L99 124L98 122H100V121L96 118ZM2 116L0 115L1 118H2ZM78 116L80 117L79 120H83L84 118H86L87 121H88L90 119V121H88L89 124H90V126H89L90 128L87 127L89 124L88 125H85L86 124L85 123V119H84V121H82L83 124L81 122L78 123V124L81 123L80 124L81 126L80 125H77L76 122L79 121L77 119ZM129 116L127 114V118ZM108 117H109V119H108ZM131 117H129V118H131ZM54 118H56V119H54ZM91 118L92 119L95 118L96 119L95 121L98 120L96 122L97 123V126H96V123L91 124L92 122H94V121H91ZM124 119H123V121L126 122V124H127L128 120L127 119L124 120ZM175 119H177L178 122L179 121L184 122V123H182V124H184V127L182 128L181 122H179L177 124L174 121ZM46 121H47V119H46ZM59 121H61V123ZM117 122L119 123L118 120H117ZM109 123H111V124H109ZM189 123L190 124H194V126H197L198 125L197 126L198 127L197 132L200 130L199 127H203V128H201L202 131H199V134L200 135L197 133V136L198 137L193 134L195 132L194 129L196 127L193 129V131H191L192 130V127H194V126L190 125ZM198 123H200V124H198ZM50 124L51 125L53 124L51 127H54V128L56 127V128L53 130L50 127ZM106 124H107L108 127L112 128V130L110 129L111 132L109 131V128L106 126ZM48 125H49V127H48ZM82 125H84L85 127L83 128ZM93 125H94L95 129H94ZM98 125L104 126V127H102L103 130H105V128H108V129H106L107 130L106 132L109 131L110 134H104V133H106L105 131H104V133L100 132L102 130V128H101V130H98V129H100V127H98ZM122 125H123V123H122ZM122 125H120V127ZM178 125L181 126V127H179ZM29 126L31 127V131H29V128H30ZM78 126H80V127H78ZM126 126H128V125H125V127L124 126L123 127L126 128ZM27 127H29V128H27ZM66 127H68V128H66ZM69 127L73 128L74 132H70L69 131ZM91 127H92L93 130L96 131L95 135H93L94 134L93 133L94 131H92ZM97 127H98V129H97ZM45 128H47V129L45 130ZM71 128H70V130L72 131ZM141 129H142V130H140L141 132L140 131H137V130L134 131L135 133L136 132H140L141 133V134L139 133L140 135L137 133L138 134V137H140L141 135H143V137H145L144 136V134H145V135H150L148 137L149 138H152L151 137L152 134H149L148 132H146V130H147L146 128L145 129L144 128H141ZM44 130H45V132H42ZM118 130H122V129L119 128ZM51 131L52 132H56L55 134L57 136H55V134L52 133ZM142 131H144L145 133L144 132L142 133ZM33 132H34V134L35 133H38L40 135L42 133H44L41 136L45 135L47 137H43L44 140H42V138L40 140H36V139H34L35 137H34ZM76 132H77V134H76ZM99 132L102 133V134H104V135H102V138H101L102 139V142L104 143V145L102 144L101 147H100V144H101L100 137H101V135H100ZM73 133H75L76 135H74ZM53 134H54V137H51L50 138L49 135L53 136ZM62 134H64V136ZM66 134L68 135V137H67ZM114 134H115L114 137H116V134L117 133H114ZM93 136H94L95 139H97L96 141L94 140ZM103 136H105V137H103ZM128 136H130V137H128ZM148 137L146 136V138H143L145 140L142 141V143L145 142V141L148 143ZM188 137H190V138H188ZM193 137L196 138V139H194ZM64 138L66 139L65 143L62 140ZM88 138L91 139L90 140L91 142H89V141L87 142V140H89ZM131 138H132V142H130L131 141ZM24 140H26V139H24ZM233 140L235 141V143H234ZM149 141H150V139H149ZM190 141L193 142V143L196 142L197 143V146H196V143H195V145L192 146L193 143H191ZM229 141H231V142H229ZM85 142L88 143V145H89L88 147L85 146L87 144V143L85 144ZM134 142H137V143L135 144ZM171 142H173V143H171ZM142 143L140 141L138 143V146H139V144H142ZM198 143H199V146L200 147L202 146V144H203V146L205 145L206 147L208 145L207 148L205 146L203 148H205L206 151L207 150H210V153L207 151L208 158H209V154H210V158L209 159H213V162H214V160H217V162L215 161L217 163V165L215 164L216 167L219 168V166H220V165H218L219 164L218 163L219 158H220V161L219 162H220V164L224 165L223 166L224 169H225V167H227L226 165H228V166L231 165V166H233L232 168H234V166L236 168H238L239 166L240 167L242 166V168H243V170H242L243 171V174L240 171L242 169V168L240 169V167H239V169H236V170L240 171L241 174H238L239 173L238 171H237V174H236V172H235L236 170L235 171L233 170L234 171V173H233V171L231 170L232 169L231 167H230V170H229V167L226 168V169H228L227 170L228 174H230V172L234 174V175L233 174L230 175L231 176L230 178H232V179L227 178V177L226 178L228 179L229 182H231V180H232V182L230 184H228L229 182L227 184L229 186H231V187L233 185V187L235 188V190H232L233 187L232 188L231 187H228V188L226 187L227 190L222 191L223 188L220 187V185L222 183L218 186V184H219L218 181L223 182V180H224L223 183L225 184V186H228V185H226V182H227V180H225L226 178L225 177H224L225 179L222 178L226 174L224 173L223 176L221 175V173L224 172V171H222L221 168H219L220 169L219 170L218 168L215 167L216 169H218V172L217 173L219 175H217V173H215V169L214 170L212 169L213 171H211V169H208L206 167H200V163H199L198 160H202L200 158L205 157V153H204V155L202 157H199L198 155L201 153L200 151H204L205 149L203 150V149H201L202 147L201 148L199 147L201 149V150L198 149V150H200L199 151L200 153L198 151H196V149L198 147ZM205 143H207V144H205ZM225 143H226V145H229V148L230 149H232V147H233L231 145V143H234L233 145H235L234 147L236 148V150H233L234 151V154H230V152H229L230 150L228 151V149H227L228 147L225 145ZM154 144H156V143H154ZM159 144L157 142L156 145H159ZM62 145H64V146H62ZM209 145L212 146L213 149H212V147L210 148ZM237 145H239V146H237ZM218 146H221L222 149L220 147L219 148L221 149V152L226 155V157H225V155H221L220 149L218 148ZM109 147H110V145H109ZM191 147L192 148L194 147L195 148V151H194V149L192 150ZM77 148L79 149V147H77ZM77 148L74 147L73 149H77ZM122 148H123V146H122ZM182 148H183V150H182ZM73 149L71 148V150H73ZM191 150H192V152L194 151V153L196 152V154L192 153ZM211 150H212V152H211ZM248 150H249V152H248ZM173 151H174V153H173ZM216 151H218L217 154H216ZM233 151H231V152L233 153ZM235 151H236V153H235ZM134 152H135V150H134ZM247 152L249 153L250 156L248 155ZM251 152H252V154H250ZM197 153H199V154L197 155ZM118 154H120V155H118ZM201 154H200V156H201ZM125 155L127 156V158L126 157H123ZM194 155H196V156H194ZM235 155H237V156H235ZM74 156H72V158ZM153 156H155V155L154 154H151L149 156L147 155L145 158L148 159L147 161H149V160H153L154 161L156 159V157H155V159L154 158H151ZM221 156H222V158H221ZM223 156L225 157L224 159H223ZM8 157H10V158H8ZM41 157H43V158H41ZM233 157H237L238 159L236 158V160H235V159H233ZM65 158H67L66 160H67L68 163L65 162ZM80 159H81V157H80ZM85 159H87V160H85ZM230 159H232V161L235 160L237 163H235V161L232 163V161ZM247 159L249 160V162H247L248 161ZM41 160H43V161L40 162ZM58 160L61 161V164L62 165H60V162H58ZM79 161L80 162L82 161L84 163V164L82 163L84 167H82V168L80 167V166H82V164H79L78 163ZM209 161H212V160H209ZM224 161H228L229 163L227 164V162H226V164H224ZM34 162H36V163L34 164ZM131 162L132 161H129V163H131ZM190 162H192L191 164H193V166H196L197 167L198 171L196 170V172L200 173V176L202 175L200 170H202V172H205L204 170L207 169L206 171L210 170L211 173L210 174L209 173L207 174V172H205L202 175L204 177H202V176L201 177L200 176L197 177L198 174L197 173L195 174V172L193 173L191 171V174L189 175V177H191V178L188 179V175L187 174H186L187 177H185L186 171L187 170L189 171L191 169H193V171H195V168L194 167H191L189 169L187 168V167H190L191 166V165L189 166ZM213 162H209V163H213ZM48 163H50V164H48ZM65 163H66V165H65ZM76 163L78 165H80V166L77 167L76 166L77 165ZM96 163H97V165H96ZM116 164H120V165L117 166ZM163 164H164V162H163ZM215 165L213 164V166H215ZM95 166H98V167H95ZM114 166H116L115 168H118V169H115ZM38 167H40V166H38ZM67 167H70V166H67ZM72 167L73 166H71V168ZM75 167L77 168V170H76ZM246 167L248 168V170L246 169ZM71 168H69V169H71ZM40 169H41V167H40ZM66 169H68V168H66ZM87 169H84V170H87ZM226 169H225V171H226ZM84 170L83 171H80L79 170L80 173L77 172L76 174H81V176H82L83 174H86V171L84 172ZM92 170H91V173L93 172ZM125 170L127 172H124ZM168 170H166V171H168ZM219 171H222V172L219 173ZM5 172L3 174H6ZM89 172H90V170H88V173ZM97 172H96V174H97ZM179 172H181V173L179 174ZM213 172H214V174H213ZM91 173H90V176L92 175ZM104 174H102L103 175L102 177L105 176ZM178 174H179V176H177ZM206 174H207V176H206ZM109 175H110V177H109ZM232 175L233 176H236L235 177V181L237 182V184L236 183L232 184L233 183V178H234V177H232ZM238 175H241V177L238 176ZM46 176H48V175H43V177L42 176H38V178L41 177V180L44 181V179H45L44 182H46L47 181V178H50V177H46ZM94 176H91V179H93ZM237 176L240 177V178H238ZM57 178H58V180L60 179L59 176ZM2 179H3V175H2ZM2 179H0V181ZM56 179H55V181H56ZM172 180L173 181L175 180L176 182L178 181L177 183H179V182L182 183L183 180L184 181L186 180L185 181V184L186 183L188 184V182H189V184H188L189 186L188 185H185L183 183L182 184L179 183V184H180V186L183 185L182 187H185L186 186L184 189L187 188L189 190V187L190 188H193L194 189V194H192L193 189H191L192 191L190 192L189 195H190L191 199L194 198V200H195V198H197L196 200L198 202H196V200H195V202L192 204V200L190 199L189 196H188L189 198L187 196H185V197L182 196V198H186V197L187 198H186V200H181L180 199L181 201H179V199H177L178 202L184 201V202H182L180 208H179V203L173 202V204H175V205H176V203L178 204V209L177 210H176L177 205H176L175 210H174L171 207V206H174V205L171 204V206L168 207V209L164 208L163 211H161L163 213L159 212L162 215L159 214L160 215L159 217H158V215L157 216L155 215V218H153L154 219L153 222L156 223L157 224L156 226L159 229H161L162 231H160L159 229L156 231L155 228H151V224L149 222H151L152 219L151 220H148L149 218L147 216H145V217H147V219L146 218L144 219L142 216H140L141 219L139 220L138 215H137V213L134 212V210L131 211L130 214L128 213L129 214L128 215L127 214V211L129 212L130 210H127L125 208L124 209H120L119 208L120 209L119 211L121 212V213H119V211H117L118 208H113L114 206L110 203V202H112L111 200H113L114 197H115L114 199L116 200L117 199V196H118V200H120L119 198H120L121 195L119 196V195H116V194H118V191H120V192L123 191L122 193L124 194L125 192H124L123 189H125L126 191L127 190H130L129 192L132 191V194L135 193L137 196H139V197L141 196L140 198H142V197H145L144 194L147 193V192H145L146 190L148 191L147 194H149L152 191L151 189H153V190L154 189H159V188H157V185H158V187H161L162 188L163 186H161V184H163V182H166L167 183V186H166L167 189L168 188H172V186L174 185V184H172V183H174ZM77 181H79V179ZM155 181H156V183H155ZM197 181H198V184H197ZM79 182H82V181L80 180ZM100 182H101V184H99ZM142 182H144L145 184H143ZM170 182H171V185L172 186L169 187L168 186V183H170ZM145 185L146 186L149 185V186L146 187ZM175 185H176V183H175ZM247 185H248V187H247ZM75 186L77 187V185H75ZM93 186H92V188H93ZM128 186H129V188H128ZM177 186H178V184L176 185V188H181L180 186L179 187H177ZM245 188H248V189H245ZM148 189L151 190V191H149ZM173 189L175 190V187L174 186H173ZM76 190H77V188H76ZM160 190L161 189H159V191H157V190H155V191L160 192ZM162 190H163L162 192L165 191L164 189H162ZM188 190H185L184 192H187L188 193L189 192ZM155 191H153V192H155ZM176 191L177 190H175L174 192L176 193ZM74 192H76V191L74 190ZM129 192L126 193V194H128V196H129ZM9 193H10V191H9ZM165 193H168V192L165 191L164 194ZM195 193H197V194H195ZM71 194H74V193H71V192L66 193L65 194V197L63 196L64 197V200H65V198L68 199V200H70L73 197V195L71 196ZM119 194H121V193H119ZM147 194H146V196L149 198V195H151L152 193L149 194V195H147ZM184 195H186V193H184ZM247 195H249L247 198H250V200H248L246 198ZM51 196H53V197H51ZM70 196H71V198H70ZM178 196H180L179 192H178ZM55 197H57V200L55 199ZM63 197H61V198H63ZM123 197H124V195H123ZM123 197H121V198H123ZM151 197H152V199H154L153 198V195ZM243 197L246 199V201L248 200L250 202L248 203V202L242 201L243 200ZM74 198L75 197H73V199ZM146 198L144 199L145 201H146ZM148 198H147V201H148ZM241 198H242V200H241ZM50 199H55V200H53L54 203H52V202L49 203L50 202ZM74 200H76V199H74ZM99 200H101V202L103 204H99L100 203ZM118 200H116V201H118ZM239 200H240L241 203L240 202L237 203ZM2 201L0 202V205L2 203L1 206L2 207L3 206L5 207V205H3V202L5 203V198H4V201L3 202ZM6 201H8V200L6 199ZM242 202L249 204V211L247 210L248 209V205L246 207L245 204H244V207L247 208L246 209V208L243 207ZM8 203H10V202H8ZM17 203H19V204H17ZM94 205L96 207H94ZM7 206L9 207V205H7ZM112 208H113V210H112ZM193 208H194V210L192 212V209ZM236 208H239V209L237 210ZM233 209L236 210V212H237V216L234 215L235 217H240V219L241 218L242 219L245 218V220L243 219L244 220V223H242L243 220L240 221V219H237V220H239L241 222L240 223L238 221V223H240V225H242L243 227L249 225L250 223H248V224L246 223V222L249 221L246 218L249 217L248 219L251 218V221L252 222H251V224L248 227H250L251 225L252 226L249 229H248V227H246V229H244V230H247L248 229L247 230V233L246 234H243L244 236H242V234L240 235V233H242L241 231H243V227L241 228L240 225L238 226V227L241 228V230H240V228H238L240 230V233L239 232H236L238 234V236H237L238 239L236 237H235L236 238V241H235V238L232 239L229 242V243L232 242V245L229 244L228 247H227L228 249H231L233 251V253H232L231 251H228L226 248L225 249L228 252L224 251L225 249L221 251V247H224V246H220V244H217L218 243L217 238L220 239V236L221 235L217 236L218 235V232H217V235H216V233H214L215 231H218V230H216L217 227L216 228L215 227H212V228H215V231L214 232H211L212 234H210V235L208 233L212 229H208L209 232H207L206 231L207 230L206 228L207 227L210 228V225L211 226L214 225L215 224L214 221L217 222V219H220L221 217L222 218L227 217L226 219L224 218V220H223L224 222H225V220L228 222V223L226 222V225L227 226H226L225 229L228 230L227 227L229 226V229L232 231L233 229L230 228L231 225H229V222L230 221H228L229 219H232V217L230 218L228 216L230 214H232L231 213V210H233ZM16 210H15L14 213L17 214V211ZM225 210H228L230 212V214L228 212H226ZM243 211L244 212L248 211L249 212V215L247 216L246 213H244ZM117 212H118V214H116ZM123 212H124V214H123ZM132 212H134L135 214L132 213ZM236 212L235 213L233 212V214H236ZM0 213H3V212H1V210H0ZM139 213H140V211H139ZM109 214H111L112 217ZM132 214H134V215H132ZM186 214H188V215L190 214V215L187 216ZM13 216H15V215H13ZM121 216H123V217H121ZM133 216H136V218H134ZM186 216H187V218H186ZM156 217H158V218H156ZM213 218H214V220H213ZM135 219H136V221H135ZM233 219H235V218L233 217ZM116 220H117V223H116ZM237 220L235 222H237ZM9 221H12V222H9ZM218 222H220V221L218 220ZM224 222H222V226H225V225H223ZM5 223H7V225ZM220 223L215 224V225H220L221 226ZM232 223H234V221H231L230 224H232ZM238 223H237V225H238ZM244 224H246V225L244 226ZM2 225H3V227H2ZM233 225H236V224H233ZM180 226H183L186 229H188V232L190 231L189 234L186 233L187 230H185V229L183 230L182 227H180ZM232 227L234 228V226H232ZM149 228H151V231L147 232V230ZM220 228L223 229V227H220ZM180 229H182V231H179V234H182L180 232H185V234L188 235V238H180L179 240H178V238L177 239H174L173 238L174 237L173 234L176 233L178 235V230H180ZM225 229H223V230H225ZM236 229L237 228H235L234 230L235 231H238ZM223 230L222 231L220 230V231L223 232ZM205 231L207 233H205ZM228 232H229V230H228ZM230 233H228V234H230ZM172 235H173V237H172ZM246 235H249L247 237L250 239V241H249L250 243L247 241L248 238H246V240H245ZM228 236L229 235H227L226 237H228ZM2 239H0V240H2ZM196 239H198V240H200V239L202 240L203 239L205 241L204 242L205 244H203V245H206V242H209V245L207 244L208 246L206 245L205 247H203L204 249L203 248L201 249L202 250L201 253H200V250H199V252L196 253L197 249H199V247H198L197 244L202 243L201 240L197 243L196 242ZM212 239H215L214 242H217V243L216 244H212L210 242V241H212ZM227 239H229V238H227ZM1 242L2 241H0V243ZM37 243H38V245H37ZM236 244H238V245L235 246ZM246 244H250V245L244 246ZM2 245L4 247V245H6V244H3V242H2ZM239 245L240 246L243 245L244 246L243 248H245V249H241L242 247L240 248ZM35 246H37V247H35ZM232 246H234V247H232ZM4 248H8V247H4ZM37 248L41 252H38L37 251ZM131 248H132V252H131ZM145 248H147V249H145ZM200 248H201V245H200ZM232 248H234V249H232ZM235 248H237V250ZM48 249H46V250H48ZM122 249H124L126 252L124 250L122 251ZM5 250H7V249H5ZM63 250L64 249L62 248V251ZM120 251L122 252L121 256H120ZM229 252H230V255L228 254ZM2 253L4 254L3 250H2ZM198 253H199V255H198ZM223 253H225V254H223ZM227 254H228V256H227ZM57 257L58 256H56V258ZM2 258L4 259V257H2ZM43 258H41V259H43ZM58 258L56 259V261L58 260L57 261L58 262L57 264H61V260L58 259ZM46 259H44L45 262H43V263H46ZM132 259L130 260V263L131 262L133 264L136 263V262H133ZM1 260H0V263H1ZM164 261H162V263H164ZM38 262H39V260H38ZM52 262L54 263L55 261L52 260L50 263H52ZM170 263L171 264H176V263H173L172 261H169L168 264H170ZM39 264H40V262H39Z\"/></svg>", "mask_w": 264, "mask_h": 264}, {"label": "bare ground", "instance_id": "2", "mask_svg": "<svg viewBox=\"0 0 264 264\" xmlns=\"http://www.w3.org/2000/svg\"><path fill=\"white\" fill-rule=\"evenodd\" d=\"M73 1H74V2H73ZM73 1H72V0H65V4H66V6L68 7V11H69V13L67 12V14H69V16H73L74 14H75V15L78 14V15H77V16H78V19L76 18V23H79V24L82 23L81 26H82L83 24H84V25L86 24V26L83 25L82 27H85V28H86L87 25H89L88 23H91V21H92L91 19H92V18H93V19H96L95 22H98V20H99L100 22L105 23V24H111V23H108V22L120 23V22L122 21V20H121V17L118 16V15H114V16H112V15L108 14V12L103 11V9L100 10L99 8L94 7V6H92V5L88 6V5H85V4H80V3H78V2L75 1V0H73ZM187 1H188V2H187ZM189 1H190V0H186V1H184L185 3L182 2V1H178V3H181L182 7H180V4L178 5V3H176V4H177V8L180 7L181 9L178 8V9H180V10H176V11H180V12H178V13L176 12L177 14L174 12L176 15L173 14V16H172V14H171V16H170V13H172L174 9H177L175 4H174V6H171V7H172V11H171V7L169 6L170 4H168V6L166 5V7H165V5H162L163 8H162V7L160 8L159 6H156L155 9H153V8H154V6H153V8H151L152 10L149 9V11H148L147 13H148V15H151V14H152V11H153V13H154V14H153V15H154V19H155V16H159V17H160V16H164V17H160V19H159V18H158V19L156 18L157 20H160L158 23H154V21L157 22V20H153L152 26L154 27V29L156 28L155 30L157 31V28H159V30H160V31L158 30L159 32L155 33L156 35L153 37L155 41H153V42H155V43L158 44V45H163V46H161V47H162V48L164 47L165 50L167 49V47H166L167 44L170 46V47H169V46L167 45V46L169 47L170 50H171V45H172V43L174 44V43L177 42L176 45L180 44V47H179V48L175 46V47H176L175 50H174L175 47L173 48V46H172V49L174 50L173 53H172L173 50L170 51L169 49H167L168 51H170V52L172 53L173 58H175V59H174V62H175V60L177 59L176 57H178V58H180L181 60H183V61H180V63H181V62H185L184 60H185V59H189V57L191 56L190 59H189V61L191 62V63H189V64L193 65V66H191V68L193 67L192 69H194V68H195V69L199 68V69H197L196 71H194V70H195V69H194L193 71H194L196 74L193 73L192 76H191L189 79H191L192 77H195L196 79L194 78V79H195L194 81H196V80H197V77H198V75H199L197 71H198V70H202V71H201L202 74H205V73H207L208 75L211 74V77H210V78H209V76L206 74V76L209 78L207 81H209V80L212 78V76L214 77V75L217 74L218 69H217V72H215V71H212V68H211V67H210L211 69H208L209 67H206V69H207L208 71L210 70V71H209L210 73H208V71L206 72L205 69L203 70V67H202V66H200V67L195 66L196 64H199V63L201 64V62L206 61V59H208V60L211 59L210 57H209L210 59L207 58V56H210V55L208 54V50H210L208 47H210L211 45H209V46L207 47V46L203 45V44H205V43H203V42H207V41H209V42L211 43L210 38H211L212 32L207 31V30H206L207 26H204V25H209V26H211V27H212V25H213V27H214L215 24H217V23H218V26H219V23L221 24L222 22H224V23H222V24H225V23H226L225 21H228L227 19L229 18L228 16L230 15V11H233V10H234L233 12H236V13H237V12H239V11L244 10V7H242L243 4H240L241 7L239 8V3H241V2H238V0H237V1H235V0H229V1H228V0H227L228 3H229L230 1L235 2V3H234L235 6H234V4L231 2V3H229V7L226 6V5H225L226 7L223 6V7H225V9H223V7L221 8L220 3H219V5L217 4V2H219L220 0H214V1H216V4H215V2L213 3V2H210V1H208V0H203V1H201V0H200V1L196 0V1H195L196 3H194V1H193L192 4H194V5H193L192 8L190 9V8H188V6H187V5L189 4ZM211 1H212V0H211ZM223 1H225V0H223ZM227 1H225V2H227ZM239 1H240V0H239ZM243 1H244V0H243ZM255 1H257V0H255ZM151 2H153V1L151 0ZM186 2H187L188 4H186ZM191 2H192V0H191ZM237 2H238V4H236ZM209 3H210V4H209ZM242 3H244V2H242ZM192 4H189V6L192 5ZM208 4H209V5H208ZM230 4H231V5H230ZM232 4H233V5H232ZM171 5H172V4H171ZM217 5H218L219 7H218ZM183 6L185 7L184 9H182ZM186 6H187V7H186ZM230 6H231V7L234 6V7L232 8V10H231ZM236 6H237V7H236ZM167 7H168V8L170 7V8H169L170 11H169V10H165V9H168ZM227 7L229 8L230 11L228 10ZM235 7H236V8H235ZM263 7H264V5H263ZM263 7H262V9H261V11H260L259 13L263 12ZM146 8H147V7H144L143 10L146 11ZM164 8H165V9H164ZM226 8H227V9H226ZM238 8H239V9H238ZM147 9H148V8H147ZM160 9L163 10L162 12H166V11H167V13H166V14H164V13H162V12L159 13V11H161ZM187 9H188V10H187ZM143 10H141V11H138V10H137V11H138V14H137V12L135 11V13L133 14V16H135V15H136V16H137V15H140V16L144 17V18H142V20H143L142 23L145 24V22L147 21V19L145 18V16H148V15H147V13H146V14H145V13L141 14L142 12H145V11H143ZM164 10H165V11H164ZM181 10H182V11H181ZM183 10H185V11H183ZM203 10H204V12H203ZM205 10H208V11L205 12ZM174 11H175V10H174ZM201 11H202V13H201ZM228 11H229V13H228ZM246 11H247V10H246ZM140 12H141V13H140ZM233 12L231 13V15H233V18H232L231 20H233V21L235 22V23H234V22L232 21V23H234L235 25L231 23V26H230L229 29H228V30H230V28H231L230 31H228V30H224V31H223L224 33L221 31V32H218V35L214 34V35L217 36V37L215 36V37H216L215 39H219L218 37H220V39L222 38L223 40H225V39L227 40V37H228V38L230 37V36H227L228 33H230L231 36H232V34H233V36H235V35L237 36V34H236L235 32H236V30H238V29H237L238 27H240V29H241L242 31L239 29L237 33H238L239 35H242V37H243V34H241V33L244 32V29H243L241 26H242V23L244 24V22L242 21L241 23H238V22H239V19L237 20V18L235 17V16H236V13L234 14ZM71 13H74V14L72 15ZM139 13H140V14H139ZM150 13H151V14H150ZM157 13H158V14H157ZM204 13H207V15H205ZM226 13H227V14H226ZM241 13L243 14V12H241ZM263 13H264V12H263ZM70 14H71V15H70ZM155 14H157V15H155ZM161 14H162V15H161ZM208 14H209V15H208ZM143 15H144V16H143ZM227 15H228V16H227ZM231 15H230V16H231ZM234 15H235V16H234ZM244 15H245V14H243V17H244ZM259 15H260V14H259ZM85 16H86V17H85ZM136 16H135V17H136ZM79 17L81 18V20H80ZM83 17H84V18H83ZM149 17H152V16H149ZM234 17H235L236 19H235ZM237 17H238V16H237ZM241 17H242V16H241ZM245 17H246V16H245ZM85 18H87V19L85 20ZM89 18H90L91 21H88V23H85V22H87V20H89ZM230 18H231V17H230ZM230 18H229V20H230ZM258 18H259V17H258ZM258 18H256V19H258ZM145 19H146V20H145ZM234 19H235V20H234ZM241 19L243 20V18H241ZM256 19L254 18V24H255V25H257V24L259 25V26L257 25L256 27H257V28L260 27V29H261V26L264 27V15L261 16V19H263V20H261V22H260V19H258V20H256ZM32 20H33V21H32ZM77 20H80V22H79V21L77 22ZM236 20L238 21V22H237L238 24L236 23ZM11 21H12V20H11ZM11 21H9V22L7 23L8 25L10 24L9 27H10V26L12 27V25H11ZM36 21H37V23H35ZM36 21H35L34 19H31V23L29 22L30 24H32V22H33V25H30V26H31V28H35V29H31V28L29 27V29H31L30 32H32V33H30V32L28 33V31H29V29H28V26H29L28 22H27L28 26H27V24H26V25H23V24H22V25H23V26H22L21 23H20V24H18V23L13 24V23L15 22V20H13V22H12L13 25H17V24H18L17 26H19V25L22 26V29H23V30L20 29L21 26L17 27V29L19 28L18 30H21V31H22V33H20V32L16 29L15 26L12 27V29L14 28L15 31L17 30L16 33L19 32L20 35L22 34L21 36H25L26 34H27V35L29 34V35H32V36H34V35L36 36V37L34 36L33 38H32V37H29V36H25V37L23 38V39H25V40L29 39V41L32 40V41L29 42V43H28V41H27V43L29 44V47H30V48H32V46H33L34 44H35V45H37L38 43L40 44V42L45 44V42H42V41H45V40H42V38H43V37H46L45 33H43V32H45V31L47 32V30L45 29L46 27H43V26H45L43 23L40 24L41 26L39 25L40 31H42L41 33H42V35H44V36H42V37L40 38V37H39L40 35L37 34V35H38V37H37V35L35 34V33H36L35 30L37 29V26H38L37 24H38L39 22H38V19H36ZM83 21H84V22H83ZM136 21H137V20H136ZM256 21H257V23H256ZM258 21H259V23H258ZM93 22H94V21H92V23H93ZM147 22H148V21H147ZM147 22H146V23H147ZM230 22H231V21H230ZM24 23H25V21H24ZM139 23H140V20H139ZM203 23H204V25H203ZM260 23L263 24V25H261ZM7 24H6V25H7ZM35 24H36V25H35ZM42 24H43V25H42ZM144 24H143V25H144ZM187 24H188V25H191V26L194 27V28L198 27V25H199V26L202 25V26H201V30H200V27H198V29H199L200 31H199L198 29L196 30V31H198V33H196V32H195V29L193 28V31L195 32V36L192 35V37H195L194 40H193V38H192L191 36H189V38L191 37L192 39L190 38V41L187 42V43H185V41H188V39H189V38H187V36H185V35H187V34L190 33V31H189L187 34H185V35L182 36V34L185 33V31L187 32V30H186V29H187ZM222 24H221V25H222ZM236 24H237V25H236ZM34 25H35L36 27H34ZM131 25H132V24H131ZM148 25H149V24H147V26H148ZM195 25H196V26H195ZM252 25H253V23H252ZM255 25H253L252 27L254 28ZM24 26H26V28H24ZM144 26H145V25H144ZM185 26H186V27H185ZM191 26H190V27H191ZM233 26H235V27H233ZM236 26H237V28H236ZM9 27H8V28H9ZM145 27H146V26H145ZM190 27H189V28H190ZM202 27H203V28L206 27L205 30H203ZM8 28H7V29H8ZM39 28H38V29H39ZM41 28H42V29H41ZM43 28H44V29H43ZM85 28H83V30H84ZM183 28H186L185 31L182 30ZM189 28H188V29H189ZM253 28H252V29H253ZM10 29H11V28H10ZM12 29H11V30H12ZM14 29H13V31H11V32H15ZM24 29H26V30L24 31ZM78 29H79V28H78ZM209 29H210V28H209ZM209 29H208V30H209ZM258 29H259V28H258ZM32 30H33L34 32H33ZM83 30H82V31H83ZM261 30H262V29H261ZM261 30H259V33H260V32L262 33V32L264 31V30H263V31H261ZM9 31H10V30H9ZM80 31H81V29H80ZM182 31H183V33H182ZM193 31H192V29H191V33H190V34H194V33H192ZM240 31H241V32H240ZM256 31H257V30H256ZM256 31H253V32L255 33ZM23 32H24V33L27 32V33H25V35H24ZM208 32H210V33L208 34ZM205 33H206V35L208 34L207 38H209V40L206 39V36L204 35ZM226 33H227V35H226ZM251 33H252V32H251ZM261 33H260V34H261ZM79 34L81 35V33H79ZM157 34H158V35H157ZM190 34H189V35H190ZM196 34H197V35H196ZM219 34H220V36H219ZM234 34H235V35H234ZM260 34H259V35H258V33L256 34V36L258 35V37H259V38L256 37V40H257V39H260V36L262 37L264 33H262V35H260ZM153 35H154V34H153ZM214 35H213V36H214ZM221 35H222V36H221ZM239 35H238V36H239ZM73 36H75V35H73ZM73 36H71V38L73 39L72 41H74ZM184 36H185V37H184ZM75 37H76V36H75ZM150 37H152V35H151ZM196 37H197V38H196ZM204 37H205V38H204ZM245 37H248L247 40H248L250 43H251V42H254V43L256 42V40H255L253 34H248V35L245 36ZM26 38H27V39H26ZM34 38L37 39V41H38L37 44H36V42H35L36 39H34ZM39 38H40V39H39ZM212 38H213V40H212ZM212 38H211V40H212V42H213L215 39H214V37H212ZM262 38H263V37H262ZM262 38H261V39H262ZM76 39H77V38H75V40H76ZM151 39H152V38H151ZM205 39H206L207 41H205ZM261 39H260V40H261ZM33 40H35V41H34L35 43H33ZM41 40H42V41H41ZM77 40H78V39H77ZM77 40H76V41H77ZM191 40H192V41H191ZM223 40H222V41H223ZM243 40H244V39H243ZM253 40H254V41H253ZM263 40H264V38H263ZM263 40H261V41L263 42ZM230 41H231V40H230ZM230 41H229V43H230ZM25 42H26V41H25ZM47 42L51 43L50 40H47L45 45H44V44H43V45L40 44V45L42 46V47H40V48H44V49H43L44 51H43V50H40L39 46H33V49H30V48L27 47V48H26V52H27V50H28V51H31V52H32V50H33V51H36V55H37V50H35L36 48H34V47H38V48H39V51H40V53H39V51H38V55H40V54L42 53L43 55L48 56V55L50 54L49 57H51V56H52V57H51V58H48V59L50 60L49 62H51V61H55L57 58H53V57H54V56L56 57V55H57L58 53H57V54H54V56H53V54H51V52H50V51L53 50V48H52V50H51V49L49 50V48H51L52 46L50 47V45H48ZM69 42H70V40H69ZM74 42H75V41H74ZM74 42H73V43H74ZM149 42H150V41H149ZM209 42H207L206 45H208ZM217 42H218V41H217ZM223 42L225 43L226 41H223ZM32 43H33V44H32ZM76 43H77V42H75V44H72V43H71V45H76ZM164 43H166V44L164 45ZM213 43H214V42H213ZM218 43H220V42H218ZM231 43H232V42H231ZM231 43H230V44H231ZM258 43H259V42H258ZM260 43H261V42H260ZM170 44H171V45H170ZM226 44H228V42H226ZM226 44H225V45H226ZM230 44H229V45H230ZM262 44H263V43H262ZM30 45H31V46H30ZM51 45H52V44H51ZM181 45H182V46H181ZM213 45H214V44H213ZM215 45H218V46H219V44H216V43H215ZM229 45H228V46H229ZM43 46H46V48H47V46H49V48L46 49V48L43 47ZM80 46H81V45H80ZM84 46H85V45H83V47H84ZM204 46H205V47H204ZM220 46H221V45H220ZM226 46H227V45H226ZM263 46H264V44H263ZM72 47H73V46H72ZM85 47H86V49H87V46H85ZM157 47H158V48H157ZM157 47H149V48H152V50H153L154 48L157 50L156 52L153 53L154 58L156 57V59H154V60L157 61V56H155V55H159V54H160L159 56H164L163 60H164L165 58H168V57L170 58V55H171L170 52H168L169 56H168V54L166 53L167 50H166V52H165L166 55H165V54H162V55H161V53H163L164 51L161 52V53H160V51H162L164 48L162 49L161 47L159 48V46H157ZM206 47H207L208 49H207ZM211 47H212V46H211ZM213 47H214L213 49H215V47H216V49H218L217 51L219 52V51L222 50V48L225 47V46L221 47L220 49L217 48V46H213ZM38 48H37V49H38ZM144 48H146V46H145ZM147 48H148V47H147ZM147 48L145 49L146 51H148ZM227 48H228V47H227ZM229 48H230V47H229ZM259 48H260V47H259ZM259 48H258V49H259ZM29 49H30V50H29ZM45 49H46V50H45ZM65 49H67V47H66ZM68 49H69V47H68ZM70 49H71V48H70ZM84 49H85V48H84ZM155 49H154L153 51H155ZM159 49H162V50H160V51L158 52ZM178 49H179L180 51H179ZM256 49H257V48H256ZM258 49H257V50H258ZM77 50H78V49H77ZM79 50H80V48H79ZM228 50H230V49H228ZM260 50H261V51H262V50L264 51V48L262 49V46H261ZM41 51H43V52H41ZM45 51H46V52H45ZM47 51H49V52H47ZM69 51H70V50H68V52H65L66 54L64 53V55H66L65 57L68 58L69 53L71 54V56H73V53H74L75 60H76V59H77V60L75 61V60H74V57H72L73 60L70 58V61H71V62H70V61L67 62V65L65 64L66 66H63V65H62L61 69L58 68V70H57V71H60V70H62V68L66 67V68H65L66 70L63 69V71H61V73H62V72H63V73H64V72H67V70H69V72H68V73H70L69 75H68V73H67L65 77L62 76V75H61L62 77H59V75H60L61 73L59 72V73H60L59 75H58L57 73H55V72H56V69H57V67H55V65H56V64H59V62L61 61V59H62V60H63V59H66L65 57H63V56H64L63 54H58V57H59V55H62V56H61L62 58L59 57L60 61H58L59 59H57L56 62H54L55 64H53L54 66H53V65H49V64H47V65H49L48 68L51 66L50 69H54V67H55V69H54L55 72L53 71V73H52L51 75H54V76H55V74H56L57 77L55 76V79H54V76H53V78H52L51 80H48V81L51 82L52 86H54L55 84H56L55 87L58 86V89H59V90L57 89V90H56L57 92L60 91V88H61V87L63 88L62 85H64L65 87L72 86V84H69V83H70V80L73 79V77H75V80H76V79H77V76H78V74H79V73H74V72H77V71H75V70H78V69H76V68L79 66V71H78V72L81 71V70H80V69H81V68H80V65H82L83 61H82L81 63H80V61H81V60H87V56H86V55H88V58H89V56H90L88 53H87V54H84L85 51L83 52V55H84V56L80 55V52L82 53V51H79V53H78V51L76 52V51H74V50H73L72 52H71V51L69 52ZM146 51H144V53H146ZM26 52H25V53H26ZM52 52H54V51H52ZM148 52H149V53H148ZM148 52H147L148 54H147V53H146V54H147L148 56H150V55L152 54V51L149 49ZM157 52H158V54H157ZM178 52H179V53H178ZM209 52H211V56H212V57L215 56L214 59L216 58V55H217V57L220 55V54H219L218 52H216V51H215V52H216V55L214 54L215 52H212V50L209 51ZM222 52L224 53V51H221V53H222ZM228 52H229V51H226V48H225V53L227 54ZM256 52H257V51H256ZM45 53H46L47 55H46ZM67 53H68V55H67ZM75 53H77V54H75ZM155 53H156V54H155ZM177 53H178V54H177ZM181 53H182L184 56L181 57V56H180ZM217 53H218L219 55H218ZM225 53H224V54H221V56H223V57L225 56V58H223V59L226 60L227 58H226V54H225ZM229 53H230V52H229ZM42 54H41V56H43ZM174 54H176V56H174ZM186 54H187V55H186ZM23 55H24V54H23ZM38 55H37V57H38V59H40L39 57H41V56H38ZM147 55L141 57V59H142V60H143V59L145 60L144 57L147 58ZM153 55H152V56H153ZM227 55H228V57L233 56V55H230V54H227ZM229 55H230V56H229ZM26 56H28V55L26 54ZM76 56H78V58L81 56V58H79L80 60H78V58H76ZM152 56H151L150 58H152ZM159 56H158V57H159ZM167 56H168V57H167ZM179 56H180V57H179ZM188 56H189V57H188ZM37 57H36V58H37ZM83 57H86V58H83ZM171 57H172V56H171ZM186 57H188V58H186ZM52 58H53V60H52ZM159 58H162V57H159ZM169 58H168V59H169ZM173 58H171V59H172L171 62H173ZM232 58H233V57H232ZM41 59H42V58H41ZM43 59H44V58H43ZM48 59H47V57H45L44 60H47V61H48ZM141 59H140V61H141L142 64H143V61H142ZM147 59H148V58H147ZM147 59L145 60L146 62H147ZM168 59H166V61H168ZM212 59H213V58H212ZM212 59H211V61H212ZM214 59H213V60H214ZM262 59L264 60V57H263ZM148 60H149V59H148ZM151 60H152V59H151ZM154 60H153V61H154ZM178 60H179V59H177L176 61H177L178 64H180ZM219 60L221 61V59H219ZM263 60H259V61H261V62H260V63H261L260 66L263 64V62H264ZM66 61H67V59H66ZM66 61L64 60V61H62V63H63V62H66ZM156 61H155V62H156ZM159 61H160V60H159ZM159 61H157V62H159ZM166 61L164 60V62H166ZM148 62H149V61H148ZM148 62H147V63H148ZM155 62H154V63H155ZM157 62H156V64H158ZM171 62H169V63L171 64ZM174 62H173V64H174ZM187 62H188V61H187ZM207 62H208V61H207ZM213 62H214V61H213ZM216 62H218V64H219V61H216ZM221 62H222V63H221ZM221 62H220V63L223 64V62H228V61H221ZM52 63H53V62H52ZM62 63H61V64H62ZM147 63H146V64H147ZM151 63H153V62L151 61ZM151 63H150V64H151ZM154 63H153V64H154ZM161 63H162V61H161ZM185 63H186V62H185ZM193 63H194V64H193ZM144 64H145V63H144ZM146 64H145V65H146ZM153 64H151V65H153ZM159 64H160V62H159ZM159 64H158V65H159ZM164 64H165V63H164ZM164 64L162 63V64H160V65L163 66ZM167 64H168V62H167ZM170 64H168V65H164V66H168V67L170 68V66H169ZM182 64H184V63H181V67L183 66ZM186 64H188V63H186ZM186 64H184V65H186ZM200 64H199V65H200ZM213 64H214V63H213ZM47 65H46V66H47ZM59 65H60V64H59ZM154 65H155V64H154ZM160 65H159V66L156 65L157 67L154 66V67H155L154 69H157L158 67H160ZM171 65H172V64H171ZM175 65H176V63L174 64V66L172 65L171 68H172V67L175 68V67L177 66V65H176V66H175ZM199 65H198V66H199ZM201 65H202V64H201ZM204 65H206V64H204ZM214 65H215V64H214ZM216 65H217V63H216ZM19 66H20V65H19ZM21 66H22V65H21ZM21 66H20V67H21ZM23 66H24V65H23ZM41 66H42V65H41ZM56 66H57V65H56ZM143 66H144V65H142V67H141V65H140L141 69H140V67H139V70H141V72H142V68H143ZM146 66H147V65H146ZM146 66H145V68H143V69H146ZM149 66H150V65H149ZM149 66H148V68H149ZM164 66H163V68H161V67H160V68H161V69H165ZM179 66H180V65H179ZM186 66H187V65H186ZM211 66H212V65H211ZM59 67H60V66H59ZM75 67H76V68H75ZM181 67H180V69H181ZM187 67H189V65H188ZM187 67H186V68H187ZM201 67H202V68H201ZM213 67H214V66H213ZM215 67H216V66H215ZM261 67L264 68L263 65H262ZM48 68L46 67L45 69L48 70ZM69 68H72L73 70L75 69V70L72 72V75H71V70H70ZM150 68H151L150 70H149V69H147V70L150 71V72H153V70H152L153 66H150ZM166 68H167V67H166ZM169 68H167V69H169ZM171 68H170V70H167V71H168V73H169V71H170V73L173 72V74H174V71H173V70H175V69L172 68V71H171ZM177 68H178V67H177ZM182 68H183V67H182ZM186 68H185V72H188V71L190 72V70H191L190 73H192V69H191L190 67H189L190 70H188V71H186V70H187ZM189 68H188V69H189ZM200 68H201V69H200ZM17 69L19 70L20 68H18V66H17V68L15 67V70H17ZM21 69H22V68H21ZM24 69H26L25 66L23 67V70H24ZM50 69H49V70H50ZM137 69H138V68H137ZM137 69H136V70H137ZM158 69H159V68H158ZM23 70H22V72H24ZM213 70H215V69H213ZM19 71H20V70H19ZM25 71H27V70H25ZM134 71H135V70H134ZM134 71H133V72H134ZM144 71H145V70H144ZM154 71H155V70H154ZM156 71H157V70H156ZM158 71H160V69H159ZM158 71H157V72H158ZM219 71H221V69H220ZM263 71H264V70L261 69V70L259 71L260 73H258V74L263 75V74H264ZM13 72H14V71H13ZM22 72L20 71L21 75H22ZM27 72H29V71H27ZM27 72H26V73H27ZM48 72H49V71H48ZM136 72H137V71H136ZM185 72L183 71V74H184ZM199 72H200V71H199ZM204 72H205V73H204ZM211 72H214V73H216V74L213 73L214 75H212ZM261 72H263V73H261ZM20 73H19V72L17 73V71H15L14 74L12 73V74H10V76L7 75V78H1V79H0V90L2 91V92H0V94H1L0 97L3 99V102L0 101V108L2 109V106L4 105L3 107L6 109V111L3 112L4 115L2 114V111L4 110V108L2 109V111H0V112H1L0 115H1V116L3 115L2 118L0 117V118H1V119H0V158H1V157H6L7 155L11 157L12 152H14L15 149H16L17 147H19L21 143L23 144L25 141H27L28 136H29V138L32 137V136H31V135H32L31 132L29 133V134H31V135H28V136L26 135V132L28 131V129H27V131H25V129L23 128L24 126L22 127V125H21V122L24 121V120H23L24 118L27 119V117H28V119H27L28 122H30V121L32 120L33 117H31V115L33 116L34 113L32 114V113H31L32 111H30V110H31V106H32V107L35 106V108H36V111H35V109H34V112L39 111L37 114L35 113L36 116H34L35 118H33V119H36V120H35V124H36V126H37V124H38V125L40 126V128H41V125H42V126H43V124L46 125V124H45L46 122H47V124H48V122H51V123H52V122L54 121V120L49 121V120L51 119L52 115H55L56 113H57V115H58V111H57L55 114L52 113V112H55V111H52V110H55V109H53V107H58V105H57L58 103L56 104V102H55L56 99H55V100L53 99V101H50V99H51L52 97H51V98H48L49 105H51L50 102H52V103L55 102V104L51 105L52 108H51V107H47V103H46V110L49 108L48 111H49V113H50V108H51V109H52V110H51V111H52V112H51L52 115H50L51 113L48 114V112H47V114H46V113H44V111H42V108H43V109L45 108V107H44L45 104H44V106H42V101H43L44 99L41 101L42 96H44L42 93L45 92L44 89L42 88V87H43V84H44L45 82L42 81V80H40V79H37V77H39V76H37V77H36V76H33L32 78L36 77V78H35L36 81L32 84V83L29 82V81H31V78L28 80V79L26 78V77H28V76H25V75H24V77H23V76L20 75ZM26 73H24V74H26ZM175 73H176V72H175ZM219 73H221V72H219ZM27 74H28V73H27ZM27 74H26V75H27ZM29 74H31V73H29ZM73 74H74V75L77 74V75H76V76H73ZM137 74H138V73L135 74V72H134V75H136V76L138 77ZM140 74L142 75V73H139V77H138V78H140V76H141ZM143 74H145V77H146L147 74H146V73H143ZM148 74L150 75V73H148ZM173 74H171L170 77H171ZM176 74H177V73H176ZM197 74H198V75H197ZM64 75H65V74H64ZM134 75H133V78L135 79V76H134ZM149 75H147V76H148L149 79H150L151 77H150ZM160 75H161V74H160ZM179 75H180V72H179ZM185 75L187 76V73H186ZM185 75H184V76H185ZM194 75H195V76H194ZM196 75H197V76H196ZM217 75H218V74H217ZM217 75H216V76H217ZM261 75H260V76H261ZM2 76H3V75H2ZM19 76H20V77H19ZM31 76H32V75H31ZM47 76H48V74H47L46 76L44 75V78H46ZM67 76H68V77H69V76H70V77L73 76V77H72L71 79H69L70 77L68 78ZM129 76H131V75H129ZM143 76H144V75H143ZM143 76H142V77H143ZM154 76H155V75H154ZM157 76H159V75H157ZM157 76H156V79H157V80L160 79V80H159L160 83H161V81L164 80V78L166 77V75H162L160 78L158 77V78H159V79H158ZM164 76H165V77H164ZM173 76H176V75L174 74ZM189 76H190V75H189ZM204 76H205V75H203V77H204ZM206 76L204 77V78H205L204 81H206V79H207ZM216 76H215V77H216ZM3 77H4V76H3ZM5 77H6V76H5ZM29 77H30V76H29ZM145 77H144V78H145ZM203 77H201L202 81H203V79H204ZM215 77H214V78H215ZM19 78H20L21 80H22L23 78H26L28 81H27V80H25V81L28 82V85H27L26 82L23 81L24 79L21 81V80H19ZM41 78H43V75L41 76ZM56 78H59V80H57ZM60 78H61V79H60ZM126 78H128V77H126ZM126 78H125L124 81L127 80ZM130 78H132V76L129 77V79H130ZM144 78H143V79H144ZM161 78H163V79H161ZM166 78H167V77H166ZM166 78H165V79H166ZM214 78H213V79H214ZM68 79H69V80H68ZM134 79H133V80H134ZM140 79H141V78H140ZM143 79H142V80H143ZM146 79H147V77H146ZM151 79H152V78H151ZM201 79L198 77V80H199V81H200ZM218 79H219V75H218ZM218 79H217V80H218ZM77 80H78V79H77ZM77 80H76V81H77ZM174 80H175V79H173V81H174ZM191 80H193V79H191ZM215 80H216V78H215ZM68 81H69V83H68ZM72 81H73V80H72ZM117 81L119 82V80H117ZM120 81L122 82V79H120ZM135 81H137V80L135 79ZM138 81H139V79H138ZM144 81H145V80H144ZM147 81H148V80H147ZM153 81H154V80H153ZM153 81H150V80H149L148 82H151V83H152ZM175 81H176V80H175ZM180 81L183 82V81L179 78V81H178V82H180ZM202 81H201V82H202ZM213 81H214V80H213ZM59 82H61V83H59ZM74 82H75V81H74ZM74 82H73V84H74ZM78 82H79L80 86H81L82 84H83V85L86 84L84 80H82V84H81V82H80L79 80H78L76 83H78ZM83 82H84V83H83ZM111 82H112V81H111ZM113 82L115 83L116 81H113ZM113 82L111 83V84H113L111 89L114 88L113 86H116V85H118V84H119L120 86L118 85V87H115V89H113V91H111V89L108 88V89H110V91H109V92H110V93H109L110 95L107 94V96H108V97L111 96V93L113 92V93H112V96H113L114 101H115V99L118 100L117 102L115 101L116 103L119 102V104L122 105V106H124V105H125V106H126V105H127V106L129 105V106H130V105H132V104H135L136 102H137V104H138V101H141V103H143V104L141 105V103L139 102L140 105L138 104V105H139V108H138V107H137V108H138V110H139L140 107H141V109H140V112H137V113H135L136 111L133 109V108H134V105L131 107L132 110H131L130 107L128 108V109H130V111H129L128 113H126V109H127V107L124 108L125 111H124L123 113H124V114L126 113V114H125V116H126L125 119L128 120L127 124H126V122L123 121V119H124V114L121 112V114H123V116H122L123 119H122V118H121V114H120V113H117V116L120 115V119H118V118H119V117H118L117 119L114 120L115 122H113L112 124L109 123V124H111V125H109V126L115 128V129H116V128H118V129L121 128L122 130H118V129H117L118 132H117V131L115 132V131L113 130L112 132L117 133V134H116V137H114L115 134L113 133V135L110 136V137H113L112 139H109V138H108L109 135H108V137L105 135L106 138H107L108 140L105 138L106 140H103V142H104V143H105V141H108V142H109V143L107 142V143H106L107 146H106V145H105V146L108 147V148H111V147L114 148V147H116L117 145H119V146L121 145V146H120L121 148H120L119 146H117L116 148L118 149V147H119V150L122 149V151H123V150L125 149V147H127V145L130 144V143H129L130 138H128L129 140H126L127 143H128V144L126 143V144H127L126 146H124V145H125V144H124V143H125V142H124L125 140H123V139H124L127 135H130V136H131L132 134H136V138H135L134 135L131 136L132 138L134 137V139H135V140H133V141H136V139L142 137L141 140L139 139V140L141 141V143H142V141L145 140V139H143V138H146V136L148 137V136H150V135H145V134H144L145 137H143V135H141L140 137H138V134L141 132V131H140V130H142L141 128H144V129L146 128V129H147L146 132H148L149 134H152V135H151L152 138H149V137H148V143L145 141V142H143L142 144H139V146H138V143H139L140 141H139L138 143H137V142H134L135 144L137 143V146H136V145H135L136 147L134 146V148H136L137 150H136V149H133V150H132V153H131V152L129 153L130 155L127 153L128 158H127L126 155L123 156V157H126V158H127V159H124V158H123V159H124V162H126V160H127V162H128V163H127V162L125 163V168H126V164H128V165H127V166H128L127 168H129V169H128V172H127L126 170H125L124 172H127V175L130 174V175H129V178H130V176H131L130 180H132V182H133L134 180L137 179V181H134L135 183H138V182L141 183V181L144 180V179H146L147 182H148V181H152V182H154L153 180H156V181H157V179H158L159 176H160L159 179L162 177V176H161V175H162L161 172H162V173H163V172H166V173L168 174V176H166L165 174H163L165 177H167V179H168L172 174H173V177H176V173L178 172V170H177V167H178V166H177L176 168H175V166H174L175 169H174V168H171V169H173V172H174V173L172 172V174H169V173H171V171H172L171 169L168 170V169L165 168V166L168 167L169 165L173 164V163H171V161L174 160V159H172V157L174 156L173 158H175V155H174V154H176V153H174V151H173V153H174L173 156H171V155H170L171 157L168 156V154H170V152H169V148H166V147H165L166 149H164V146L162 147V146H161V143L164 144V145L169 144L170 141H174V143H178V142H176V141H177L176 138L183 137L182 140L178 139V141H179V144H178V145L183 146V145H181V143H182V144L184 143V138L187 137V136H184V133H181V134H182L181 136H180V135H175V136H173V137L171 136L172 134H173V135H174V134H180L181 130H179V131H180V132H179V131L177 130L176 127H175L176 130L173 129V128H174L173 125H174L175 123L173 122V119H172V121L169 120V119H171L172 117H170V118L168 117V111H170V109H168L167 112H166V110H163V109H162V110L160 111V115H159L158 111L156 112V110L159 109L158 104H159V105H162L163 107H164V104H162V101L160 102L161 104L159 103V101H158V104L155 103V102L157 101L156 98H157L158 96H160V95H158V94H154V93H153V91L157 88V87H155V89H154V85H153V83H154L155 81H154L152 84H149L148 82H147V83L145 82V83H144V86H142L141 83H140V85H137V86H136V85H135V82H134V83H133V81H132V82H129V80L126 81V82H123V83H121V84H120V83L117 84V82L114 84ZM139 82H140V81H139ZM139 82L136 83V84H139ZM162 82H163V81H162ZM166 82H168V81H166ZM176 82H177V81H176ZM178 82H177V83H178ZM218 82H219V81H218ZM76 83H75V84H76ZM91 83H93V82H91ZM108 83H109V82H108ZM108 83H104V84H105V85H106V84L108 85ZM164 83H165V82H163V83H161V84L164 85ZM177 83L175 84L176 87H177V85L179 84V83H178V84H177ZM202 83H203V82H202ZM207 83L211 84V83H212V80H211V83H210V81H209V82H206L205 84H201V83H200V86H202V85H206V86H207ZM48 84H49V83H48ZM48 84H45V87H49V86H47ZM53 84H54V85H53ZM57 84H58V85H57ZM61 84H62V85H61ZM79 84H76V86L74 85V86H75L74 88H72L73 86L70 87V92H69V90H68V92H69V94L71 93V96L75 95V92H76L78 89H79L78 91H80V89H82L83 85H82V87L78 86L79 88L76 89V88H77V85H79ZM104 84H103V86H104ZM146 84H147V85H150V86H147ZM155 84H156V83H155ZM167 84H168V83H167ZM167 84H166V85H167ZM170 84H171V83H170ZM184 84H185V82L183 83V86H185ZM197 84H199V83H197ZM212 84H213V83H212ZM212 84H211V85H212ZM219 84H220V83H218V85H219ZM49 85H50V84H49ZM60 85H61V87H60ZM86 85H89V86H90L89 83L86 84ZM92 85H94V84H92ZM175 85H174V86H175ZM89 86H88V87H89ZM146 86H147L148 88H146ZM152 86H153V89H152ZM158 86H160V85L158 84ZM164 86H165V85H164ZM167 86H171V85L168 84ZM174 86H171V87H174ZM179 86H180V84L178 85L177 88H178L179 91H180L181 89L179 88ZM189 86H190V85H189ZM189 86L186 85V86L183 88V87H182V84H181V87H182L183 89H185V91H186L188 88H189V89L191 88V86H190V87H189ZM214 86H215V83H214ZM223 86L225 87L226 85H224V84L221 85V87H223ZM59 87H60V88H59ZM65 87L63 88V90H64V89H65V90L69 89V88L66 89ZM84 87L87 88V86H84ZM84 87H83V88H84ZM91 87H92V86H91ZM94 87H95V86H94ZM101 87H102V85H101ZM119 87H121V88H119ZM165 87H166V86H165ZM165 87H164V88H165ZM187 87H188V88H187ZM204 87H205V86H204ZM208 87H209V86H208ZM208 87H207V88H208ZM218 87H220V85H219ZM227 87H228V86H227ZM232 87H233V86H229V88H232ZM62 88H61V91H62V93H63L65 90L63 91ZM71 88H72V90H71ZM89 88H90V87H89ZM89 88H88V90H89ZM95 88H96V87H95ZM158 88H159V87H158ZM158 88H157V90H159ZM229 88H228V89H229ZM234 88H235V87H234ZM234 88H232V90H230V93H228L229 90L226 89V88H223L222 90L220 89V91H218V94H220V93L222 94V92H223L222 95H225V96H226V94L228 93V97H227V98L229 99V96L231 95V99H233V95L239 92V90L237 91V88H235V90L237 91V92H235V90H233ZM261 88H262V87H261ZM7 89H10V90L7 91ZM55 89H56V88H55ZM84 89H85V88H84ZM84 89H83V90H84ZM91 89H92V88H90V90H91ZM97 89H98V88H97ZM106 89H107V88H106ZM147 89H148V91H152V90H153V91H152V97H151V98H149V97H150V93H149V92H148L149 95H147V94H148V93H147ZM151 89H152V90H151ZM169 89H170V88H169ZM171 89H173V88H171ZM183 89H182V92H183ZM203 89H206V87L203 88ZM211 89H212V87H211ZM214 89H215V88H214ZM263 89H264V88H263ZM83 90H82V91H83ZM90 90H89V91H90ZM94 90H95V89H94ZM157 90H155V91H157ZM162 90H165V89L162 88ZM162 90H161V91H162ZM173 90H175V89H173ZM194 90H195V89H194ZM194 90H193V91H194ZM208 90H209V88L207 89V91H208ZM223 90H225V91L227 90V93L225 94ZM49 91L51 92V89H50ZM78 91H77L76 93H78ZM106 91H107V90H105V92H106ZM155 91H154V92H155ZM165 91H166L167 96H169L168 93H169L170 91H171L172 93L170 94V97L164 96V95H163L164 93H163V94H162V95H163V99H162V100H164V98H166V97L168 98V100L171 99V97L174 99L175 97H173V96H171V95L177 94V93L179 92V91H178V92L176 91V93H175V92H173L172 90H170L169 92H168L167 90H165ZM165 91H163V92H165ZM231 91L233 92V94L231 93ZM262 91H263V90H262ZM68 92H66V93H68ZM90 92H91V91H90ZM99 92H101V91H100V90L98 91V97H99ZM105 92H104V93H105ZM157 92H158V91H157ZM167 92H168V93H167ZM182 92H181V95H184L185 93L183 92L184 94H182ZM196 92H197V90H196ZM211 92H212V91H211ZM219 92H220V93H219ZM234 92H235V93H234ZM263 92H264V91H263ZM51 93H52V92H51ZM58 93L60 94V92H58ZM64 93H65V92H64ZM64 93H63V94H64ZM66 93H65V94H66ZM80 93H81V92H80ZM80 93H78V94L81 95ZM101 93H102V92H101ZM104 93H102V94H104ZM107 93H108V92H107ZM134 93H136V94H134ZM159 93H160V92H159ZM191 93H192V91H191ZM191 93L189 92V93H187V94H191ZM197 93H198V92H197ZM69 94H68V95H69ZM72 94H73V95H72ZM82 94H83V93H82ZM87 94H89V92H88ZM179 94H180V93H179ZM187 94H186V95H187ZM194 94H196V93L193 92V93L191 94V95H193V96H191V95L189 96V95H188V96H189V97L187 96L188 99H187V97L185 96V97H186L185 100H187L188 102L185 101V100H184V101L187 102L186 104L189 103V104H188V105H189V108L193 107V103L196 102V100L194 99ZM201 94H202V93H200L199 95H201ZM221 94H220V96H221ZM229 94H230V95H229ZM30 95H32V96L34 95V98L36 97L37 99H36V98H35V99H34V98H30V97H32V96H30ZM47 95H48V94H47ZM52 95H54V92L52 93ZM79 95L76 94L75 97H77V96H79ZM84 95H85V94H84ZM100 95H101V94H100ZM105 95H106V93H105ZM153 95H154V96H153ZM155 95H158V96L156 97ZM237 95H238V94H237ZM45 96H46V95H45ZM45 96H44V97H45ZM49 96H50V95H49ZM58 96H60V95H58ZM89 96H90V95H89ZM147 96H149V97H147ZM174 96H175V95H174ZM176 96H177V95H176ZM196 96H198V95L196 94ZM225 96H224V99L226 98ZM238 96H239V95H238ZM44 97H43V98H44ZM47 97H48V96H47ZM53 97H54V96H53ZM73 97H74V96H73ZM75 97H74V98H75ZM80 97H83V95H81ZM80 97H79V99H80ZM86 97H88V96H86ZM101 97H102V96H101ZM108 97H107V99L109 100ZM154 97H156V98H154ZM182 97H184V96H182ZM198 97H199V96H198ZM200 97H201V96H200ZM218 97H219V96H218ZM60 98H61V97H60ZM84 98H85V97H84ZM84 98H83V99H84ZM88 98L91 99V97H88ZM105 98H106V97H105ZM105 98H104V99H105ZM161 98H162V97H161ZM167 98H166V99H167ZM201 98H202V97H201ZM220 98H223V96L220 97ZM227 98H226V100L223 101V103H224V102L227 103ZM234 98H238V97L235 96ZM83 99H82V100L80 99L81 101L79 100L78 102H79V103L82 102ZM90 99L88 100L87 104L89 103ZM99 99H101V98L99 97ZM107 99H106V100H107ZM113 99H112V100H113ZM151 99H154L155 101H153V100H151ZM166 99H165V101H166ZM196 99H197V103H196V104H198L199 102H200V104H201L202 102H201L200 100H204V99L206 100V98H202V99L199 100L197 97H196ZM216 99H217V98H216ZM231 99H230V100H231ZM46 100H47V99H46ZM51 100H52V99H51ZM77 100H78V99H77ZM77 100H76V101H77ZM85 100H86V99H85ZM91 100H92V99H91ZM102 100H103V98L101 99V102H105V101H106V100H104V101H102ZM108 100H107V102H108ZM110 100H111V99H110ZM158 100H159V99H158ZM171 100H172V99H171ZM175 100H176V99H175ZM198 100H199V101H198ZM218 100H220V99L218 98ZM230 100H229V101H230ZM233 100H234V99H233ZM233 100H231V101H233ZM44 101H45V100H44ZM56 101H57V100H56ZM64 101H65V100H64ZM94 101H95V98H94ZM96 101H99V102H100V100H97V98H96ZM96 101H95V102H96ZM114 101H113V103L115 104ZM182 101H183V100H182ZM235 101H236V102L234 103V101H233L232 104H236L237 101H238V99H237V100L235 99ZM1 102H2L3 105L1 104ZM38 102H41V103L39 104ZM65 102H66V101H65ZM90 102H93V101H90ZM95 102H94V103H95ZM99 102H97V103L99 104ZM163 102H164V101H163ZM169 102H170V101H169ZM176 102H177V104L179 105V103H180V102H179V98H178V100H177ZM176 102L174 101V102H171V103L174 104V103H176ZM185 102H184V103H185ZM190 102H191V103H190ZM221 102H222V99H221ZM59 103H60V102H59ZM94 103H92V104H94ZM109 103H110V102H109ZM109 103H108V105H109ZM111 103H112V102H111ZM164 103H165V102H164ZM171 103H170V104H171ZM184 103H183V105L187 107L188 105H186V104H184ZM203 103H204V101H203ZM225 103H224V104H225ZM61 104H63V103H61ZM61 104H60V105H61ZM82 104H84V103L82 102ZM85 104H86V103H85ZM92 104H88V106H89V105H92ZM95 104H96V103H95ZM103 104H104V103H103ZM103 104L101 103L102 106H104ZM196 104H195V108L198 110L199 106L197 105V106H198V108H197ZM204 104H205V103H204ZM232 104H231V105H232ZM1 105H2V106H1ZM33 105H34V106H33ZM64 105H65V104H64ZM105 105H107V103H105ZM115 105H116V104H115ZM117 105H118V104H117ZM178 105H176V106H178ZM181 105H182V103H181ZM227 105H230V103L227 104ZM88 106H87V107H88ZM110 106H111V104H110ZM162 106H161V107H162ZM59 107H60V106H59ZM59 107H58V108H59ZM63 107H64V106H63ZM90 107H91V106H90ZM97 107H99V105H98ZM111 107H112V106H111ZM113 107H114V106H113ZM120 107H121V106H120ZM144 107H146V109H144ZM172 107H173V105H172ZM178 107H179V106H178ZM180 107H182V106H180ZM202 107H203V106L201 105V108H202ZM99 108H100V107H99ZM104 108H105V107H104ZM118 108H119V106H118ZM137 108H136V110H137ZM156 108H157V109H156ZM165 108H166V104H165ZM173 108H174V107H173ZM182 108H183V107H182ZM195 108L193 107L192 109H194V111H195ZM201 108H199V109H201ZM1 109H0V110H1ZM88 109H91V108H88ZM100 109H101V108H100ZM105 109L107 110V107H106ZM105 109H104V110H105ZM108 109H110V108H108ZM121 109H122V108H121ZM128 109H127V111H128ZM160 109H161V108H160ZM180 109H181V108H180ZM185 109L187 110L188 107H187V108H184L185 115H187ZM192 109H191V110H192ZM32 110H33V109H32ZM46 110H45V111H46ZM57 110H60V109H57ZM71 110H73V109H71ZM71 110H70V112H71ZM112 110H113V108H112ZM171 110H172V109H171ZM182 110H183V109H182ZM182 110H181V111H182ZM191 110L189 109L190 112H189L188 110H187V111H188L189 113H192V112H193V114H194V111L192 110V112H191ZM197 110H196V111H197ZM73 111H74V110H73ZM73 111H72V115L75 113L76 110L74 111V113H73ZM86 111H88V110L86 109ZM86 111H84V112H86ZM90 111H91V110H90ZM94 111H95V110H94ZM94 111L92 110L93 113H95L97 110H96L95 112H94ZM98 111H100V110H98ZM113 111L115 112V110H113ZM162 111H163V112H162ZM196 111H195V114H194V115H197V112H196ZM6 112H7V114H6ZM77 112H78V109H77ZM77 112H76V114H77ZM79 112H80V111H79ZM79 112H78V114H79ZM92 112H89V111H88L87 113H90V115H91ZM101 112H102V109H101ZM103 112H105V111H103ZM103 112H102V114H103ZM110 112H111V111H110ZM110 112H109V114H110ZM116 112H117V111H116ZM131 112H133L134 115H133ZM164 112H166V113H164ZM172 112H174V109H173ZM176 112H177V109H176V111L174 112L175 115H177V113H178L179 111H178L177 113H176ZM198 112L200 113V111H198ZM43 113H44V115H43ZM61 113H64V112H61ZM68 113H69V112H68ZM80 113L83 114L82 111H81ZM87 113H86V114H87ZM93 113H92V114H93ZM99 113H100V112H99ZM106 113H107V116H109V115H108V110H107ZM106 113H105V115H104V116H105V117H104L105 119H106ZM112 113H113V112H112ZM112 113H111L110 115H112ZM129 113H131L133 117L129 116V115H130ZM161 113H162V114H161ZM170 113H171V111H170ZM182 113H183V111H182ZM189 113H188V115L190 116ZM64 114H66V113H64ZM115 114H116V113H115ZM115 114H113V118H111V117H110V118H111V119H114V118H115ZM118 114H119V115H118ZM127 114H128V116L131 117V118H129V117L127 118ZM180 114H181V113H180ZM180 114H179V115H180ZM26 115H27V117H26ZM46 115H47V116H46ZM87 115H88V114H87ZM97 115H98V113H97ZM97 115H95L96 118H97ZM166 115H167V116H166ZM169 115L172 116V115H174V114L171 113V114H169ZM175 115H174V116H175ZM181 115H182V114H181ZM183 115H184V113H183ZM185 115H184V116H185ZM50 116H51V117H50ZM73 116H74V115H73ZM81 116H82V117H86L85 114H84V116L80 114V117H81ZM88 116H89V115H88ZM92 116H93V115H92ZM95 116H94V117H95ZM100 116H101V115H100ZM100 116H99V118H97V119L100 121V122H98V123L100 124V123L102 122V124H103V123L105 124L107 121H105L104 118H100ZM102 116H103V115H102ZM102 116H101V117H102ZM117 116H116V117H117ZM177 116H178V115H177ZM189 116H188V117H189ZM191 116H192V115H191ZM30 117H31V118H30ZM54 117H55V116H54ZM59 117H60V118L62 119V121H63V118H64L65 116H62V117H63V118H62V117L60 116V114H59L58 118H59ZM68 117H69V115H67V118H68ZM80 117L78 116L77 119L79 120ZM192 117H193V116H192ZM4 118H5V119H4ZM29 118H30L31 120H29ZM48 118H49V120H48ZM58 118H57V119H58ZM60 118H59V119H60ZM89 118H90V117H89ZM89 118H88V119H89ZM26 119H25V120H26ZM46 119H47V121H46ZM52 119H53V117H52ZM54 119H56V118H54ZM69 119H70V118H68V120H69ZM71 119H72V118H71ZM71 119H70V121H71ZM74 119H75V118H74ZM84 119H85V123H86V124H85V123H84V124H85V125H88V124H89L88 121H90V119H89L88 121H87L86 118H84ZM84 119H83V120H79L78 122H76L77 125H80V124L82 123V121H84ZM93 119H94V120H93ZM93 119L91 118V121H94V122H92L91 124L96 123V122L98 121V120L95 121V120H96L95 118H93ZM108 119H109V117H108ZM111 119H110V120H111ZM125 119H124V120H125ZM64 120H65V121H64L63 123H64V125H65L66 118H64ZM106 120H107V119H106ZM117 120L119 121L120 124L117 122ZM127 120H126V121H127ZM176 120H177V119H175L174 121H175L177 124H178L179 122H181V121L178 122V120H177V121H176ZM86 121H87V122H86ZM170 121L173 122V125L170 123ZM31 122L33 123V121H31ZM54 122H55V123H54V126L57 127V128L55 127V128H56V132H57V129H58V131H60V129H63V127H61V126H60L61 128H60V127L58 128L57 124H59V123L56 124V121H54ZM57 122H58V121H57ZM59 122L61 123V121H59ZM67 122H68V125H69V123H70V124L72 125V127H74L73 124H75V120H74V123H73V120H72V123H73V124H72L71 122H69V121H67ZM67 122H66V124H67ZM79 122H81V123L78 124ZM63 123H62V124H63ZM122 123H123V125H122ZM182 123H184V122H181V125H182V128H183V127H184V124H182ZM55 124H56V125H55ZM82 124H83V123H82ZM102 124H101V125H102ZM189 124H190V123H189ZM198 124H200V123H198ZM52 125H53V124H52ZM52 125L50 124V127H51ZM94 125H95V124H94ZM94 125H93V127H94ZM120 125H122V126L120 127ZM125 125H128V126H126V128H124ZM171 125H172V126H171ZM185 125H186V124H185ZM190 125L194 126V124H190ZM32 126H33V125H32ZM69 126H70V125H69ZM80 126H81V125H80ZM80 126H78V127H80ZM89 126H90V124H89L87 127L90 128ZM96 126H97V123H96ZM106 126H107V124H106ZM123 126H124V127H123ZM174 126H177V125H174ZM178 126H179V125H178ZM197 126H198V125H197ZM197 126L192 127V130H191V131H193V129L196 127V128L194 129L195 132L193 133V134L196 135V136H197V133L199 134V131H202L201 128H203V127H199L200 130L197 132V129H198ZM29 127H30V126H29ZM29 127H27V128H29ZM37 127H38V126H37ZM48 127H49V125H48ZM48 127H47V128H48ZM82 127L84 128L85 126L82 125ZM98 127H100V129H98ZM98 127H97V129H98V130H101V128L104 127V126H100V125H98ZM107 127H108V126H107ZM122 127H123V128H122ZM171 127H172V128H171ZM179 127H181V126H179ZM190 127H191V126H190ZM47 128H45V130H46ZM51 128H52L53 130L55 129L54 127H51ZM66 128H68V127H66ZM70 128H71V127H69V131H70V132H74L73 128H71L72 131L70 130ZM74 128H75V130H77L76 126H75ZM108 128H109V131H110V129L112 130V128H110V127H108ZM108 128H105V130H103V128H102V130H101L100 132L104 133V131L106 132V131H107L106 129H108ZM182 128H181V129H182ZM91 129H92V127H91ZM94 129H95V127H94ZM41 130H42V129H41ZM45 130L42 131V132H45ZM63 130H65V129H63ZM63 130H62V131H63ZM66 130H67V129H66ZM136 130H137V131H140V132H136V133H135L134 131H136ZM29 131H31V127L29 128ZM37 131H38V130H37ZM62 131H61V132H62ZM92 131H94V132H93V133H94L93 135H95L96 131L93 130V129H92ZM109 131L106 132V133H104V134H110ZM120 131H121V132H120ZM122 131H123V133H126V134H123V137L126 135V136L122 139V140H123V141H122L123 143L120 141V140H121V137H122V136H121ZM144 131H145V130H144ZM144 131H142V133H143ZM153 131H154V132H153ZM51 132H52V131H51ZM51 132H50V133H51ZM56 132H52V133L55 134ZM64 132H65V131H64ZM67 132H68V131H67ZM89 132H90V131H89ZM100 132H99V133H100ZM110 132H111V131H110ZM52 133H51V134H52ZM62 133H63V132H62ZM65 133H66V132H65ZM65 133H64V134H65ZM68 133H69V132H68ZM79 133H80V131H79ZM79 133L77 134V132H76L77 135H79ZM81 133H83V135L85 134V132H83V131H81ZM81 133H80V134H81ZM90 133H91V132H90ZM97 133H98V132H97ZM102 133H100V135H101V137H100V140H101L100 147H101L102 144L104 145V143L102 142V139H101V138H102V135H104V134H102ZM131 133H132V134H131ZM137 133H138V134H137ZM144 133H145V132H144ZM33 134H34V132H33ZM42 134H44V133H42ZM42 134H41V135H42ZM45 134H46V133H45ZM54 134H53V136L49 135V137H50V138H51V137H54ZM57 134L59 135V132H57ZM60 134H61V133H60ZM64 134H62V135L64 136ZM73 134L76 135L75 133H73ZM91 134H92V133H91ZM140 134H141V133H140ZM140 134H139V135H140ZM146 134H147V133H146ZM41 135L38 134V133H35V134H34V137H35L34 139H36V140H40V139L42 138V140H44L43 137H47V136H45V135H43V136H41ZM66 135H67V134H66ZM77 135L75 136V137H76L75 139H72V137L74 138V136H72L71 139H70V141L68 140L69 137H68V135H67L68 138H66V139H67L68 143L66 142L67 144H65V146L62 145V146H64V147H63V151H64L65 149H66L65 151H67V148H69V149H70V152L68 151V153H70V154L72 153V155H68V156H67V157H69L68 159L65 158V162H66V163H68L69 160H71V159H72V160H71L67 165H66V163H65L66 167H64V168L56 167V169L50 170V168L48 169V168L46 167V165H44L45 167H44L43 165H32L33 167L35 166L36 168H35V169L32 168L33 171L29 168L31 174H29V173L27 174V173H26V176H27V178H29V180L25 178V180H23V181L20 182V183L18 182V181H19L18 177H19V174H21V173H25V170H26V169L22 171V169H24V166H22V165L19 166V164H16V167L14 166L15 168L12 167V166H11V167L9 166L10 168L7 169V172H5L6 170H4V171L2 172L1 177H0V179H2V175H3V179L0 181V202H1L2 200L4 201V198H5V203L2 201V202H3V205H5V207L3 206V207H4V208H3V207L1 206V205H2V203H1V205H0V206H1V207H0V210H1V212H3V213H0V215H1V214L4 215V218H5V217H6V214L8 213L9 217H13V218H14V219L12 218L13 221H15V217H18V218H16V220H18V219L21 218L20 216H22V213L20 214V213H19L20 211L16 210V209H15L16 207H14V206H15L14 203H15L16 201L18 202L19 200H16L15 202H13V197H14V198L16 197V199L20 197V196L17 194V191H15L16 189L18 190V188H19V190H20V189H21V190H22V189H23V190H38V189H39V190H41V189H42V190H44V189L51 190V191L54 192V193H52L53 195H54L55 192H56V194H55L54 196H57V193H58V195L60 196L59 198H60L61 200L58 201V204L61 203L63 206H66V205H68V204L71 203V204H73V207H74V206H77V205H74V204H76L77 202H78L79 204L82 203V205H79V210H80V207L83 206V204L85 203V201L88 202V203L86 202V204H89V203L91 204V201H92V202L95 201L94 198H91V197H94V193H95V192H93V191H94V188H95V190H96V189L98 190V188H97L96 186H95V187L93 186V185H95V182H94V181H95L96 178H99V179L101 178L102 180H101V179H100V180L103 181V179L105 180L107 177H106V175L104 174V172H102V171H103L102 169H101L102 171H100V168H99V171L96 170V169H98V168H96V169L94 168L95 170H94L93 168H91V165H90V168H91V169H90V168L87 169L88 167H86V166H85L86 168H84V169H87V170H84V169L82 168V167H84V166H83L84 163L82 162L84 158L82 159V157H87V156H86L87 154H86L85 152H84V154H83V149H80L81 144L84 143V140L82 141V138L84 139V136H85V135H84V136L82 135L83 137H81V139H79V140H78V136H77ZM186 135H187V134H186ZM199 135H200V134H199ZM40 136H41V137H40ZM55 136H57V135L55 134ZM79 136H80V135H79ZM105 136H103V137H105ZM130 136H128V137H130ZM170 136H171V137H170ZM25 137H27V138H25ZM61 137H62V136H61ZM95 137H96V136H95ZM168 137H169L170 139H171V138H174V139H171V140H169L168 143H167V142L165 143L164 140H165L166 138H168ZM190 137H191V136H190ZM190 137H188V138H190ZM197 137H198V136H197ZM200 137H201V136H200ZM85 138H87V136H85ZM93 138H94V136H93ZM132 138H131V141H130V142H132ZM169 138H168V139H169ZM188 138H187V139H188ZM193 138H194V137H193ZM24 139H26V140H24ZM59 139H60V138H59ZM64 139H65V138H64ZM64 139H62V140H63V142L65 143L66 139H65V140H64ZM88 139H89V140H87V142H88V141L91 142V141H90L91 139H90V138H88ZM103 139H104V138H103ZM142 139H143V140H142ZM149 139H150V141H149ZM168 139H166V140L168 141ZM194 139H196V138H194ZM22 140H23V141H22ZM60 140H61V139H60ZM85 140H86V139H85ZM94 140L96 141L97 139L94 138ZM146 140H147V139H146ZM166 140H165V141H166ZM229 140H230V139H229ZM31 141H32V140H31ZM159 141H161L160 144H159ZM181 141H182V142H181ZM192 141H193V140H192ZM233 141H234V140H233ZM40 142H41V141H40ZM87 142H85V144H86ZM119 142H120V143H119ZM157 142H158L159 145H156ZM163 142H164V143H163ZM190 142H191V141H190ZM193 142H194V141H193ZM193 142H191V143H193ZM229 142H231V141H229ZM154 143H156V144H154ZM171 143H173V142H171ZM195 143H196V142H195ZM195 143H193L192 146L195 145ZM234 143H235V141H234ZM234 143H231V145L233 146L232 149H230V148H229V145H226V143H225V145L228 147V148H227L228 151L230 150V151H229L230 154H234V151H233V150H236V148L234 147L235 145H233ZM62 144H63V143H62ZM79 144H80V145H79ZM122 144H124V145H122ZM132 144H133V143H132ZM205 144H207V143H205ZM238 144H239V143H238ZM78 145H79V146H78ZM82 145H83L82 147H84V144H82ZM109 145H110V147H109ZM133 145H134V144H133ZM76 146L79 147V149H78ZM85 146L88 147V146H89L88 143H87ZM122 146H123V148H122ZM180 146H179V147H180ZM196 146H197V143H196ZM204 146H205V145H204ZM204 146H203V144H202V146H201L202 148H201V147L199 146V143H198V147H197L196 151L199 152L201 149L204 150V149H205V148H203ZM237 146H239V145H237ZM74 147L77 148V149H73ZM102 147H103V146H102ZM137 147H138V148H137ZM194 147H195V146H194ZM194 147H193V148L191 147V148H192V150L194 149V151H195V148H196V147H195V148H194ZM199 147H200L201 149H200ZM205 147H206V146H205ZM207 147H208V145H207ZM207 147H206V148H207ZM209 147L211 148L212 146L209 145ZM219 147L221 148V146H218V148H219ZM71 148H72L73 150H71ZM220 148H219V149H220ZM233 148H234V149H233ZM69 149H68V150H69ZM198 149H200V150H198ZM212 149H213V147H212ZM221 149H222V148H221ZM221 149H220V153H221V155H225L224 153L221 152ZM75 150H77V154L79 153V154L77 155V157H78L79 155H81V156H79L78 158H79V160H82V161H81V162L79 161L78 163H79V164H82V163H83L82 166H80V165H78V164L76 163V164H77L76 166H77V167L80 166V167L84 170V172L86 171V174H83L82 176H81V174H76V173L79 172V170H80V171H83V170H82V169L77 170V168L75 167L76 170H77V172H75L74 169H73L75 165L71 163V162H74L75 160H78V158L75 159V156H74L75 153H76V152H74ZM81 150H82V151H81ZM130 150H131V149H130ZM134 150H135V152H134ZM182 150H183V148H182ZM192 150H191V152H192ZM65 151H64V152H65ZM78 151H79V152H78ZM122 151L120 150L121 154H122ZM194 151H193L192 153H194ZM207 151L210 153V150H207ZM207 151H206V149H205L204 151H200V152L202 153V154H201V153L199 152V153L201 154V156H200L199 153H197V155L199 154V155H198L199 157H202V156L204 155V153H205V157L200 158V159H202V160H198L199 163H200V167H206V168H208V169H211V171H213V170L215 169V173H217V172H218V169L221 168L222 171H224V172L219 171V173L222 172V173H221L222 176L224 175V173L226 174V175L223 176L222 178H224V177H225V178H226V177H227V178H230V177H231L230 175L233 174L234 171H235L236 169H239L240 166H239L238 168H236V167L234 166V168H235V169H234V168H232L233 166H231V165H229V166L226 165L227 167H229V170H230V167L232 168V169H231L232 171L234 170L233 173L230 172V174H228V172H227L228 169H226L227 167H225V169H226V171H225V169L223 168L224 165L220 164V162H219V161H220V158L218 157V158H219V160H218V163H219V164H218V165H220L219 168H218V167H216V165H217V163H216L217 160H214V162L216 161V162L214 163V162H213V159H209V158H210V154H209V158H208V153H207ZM213 151H214V150H213ZM222 151H223V150H222ZM231 151H233V153H232ZM73 152H74V153H73ZM81 152H82V153H81ZM211 152H212V150H211ZM217 152H218V151H216V154H217ZM248 152H249V150H248ZM248 152H247V153H248ZM65 153H67V152H65ZM171 153H172V152H171ZM235 153H236V151H235ZM73 154H74V155H73ZM85 154H86V155H85ZM136 154H137V155H136ZM151 154H154V155H155V156H153V157H151V158H154V159H155V157H156V159H155L154 161H153V160H149V161H147L148 159H146L145 157H146L147 155L149 156V155H151ZM189 154H190V153H189ZM194 154H196V152H195ZM250 154H252V152H251ZM82 155H83V156H82ZM118 155H120V154H118ZM176 155H177V154H176ZM206 155H207V156H206ZM211 155H212V154H211ZM248 155H249V153H248ZM248 155H247V156H248ZM72 156H74V157H73L74 159L72 158ZM111 156H112V155H111ZM177 156H178V155H177ZM194 156H196V155H194ZM198 156H197V157H198ZM212 156H213V155H212ZM235 156H237V155H235ZM249 156H250V155H249ZM249 156H248V157H249ZM10 157H8V158H10ZM80 157H81V159H80ZM179 157H180V156H179ZM225 157H226V155H225ZM225 157L223 156V159H224ZM41 158H43V157H41ZM41 158H40V159H41ZM148 158H149V157H148ZM166 158H167V159H168V158H169V159L171 158V161H170V160L167 161L168 164H169V161H170V164H169V165H168L167 163H166L167 165H165V160H167ZM221 158H222V156H221ZM236 158H237V157H233V159H235V160H236ZM66 159L68 160V162H67ZM197 159H198V158H197ZM237 159H238V158H237ZM0 160H2V159H0ZM43 160H44V159H43ZM43 160H41L40 162H42ZM85 160H87V159H85ZM209 160H212V161H209ZM230 160L232 161V159H230ZM235 160H234V161H235ZM247 160H248V159H247ZM37 161H38V160H37ZM37 161H36V162H37ZM53 161H54V160H53ZM129 161H132V162L129 163ZM203 161H204V162H203ZM228 161H229V160H228ZM228 161H224V164H226V162H227V164H228V163H229ZM234 161H232V163H233ZM2 162H3V161H2ZM36 162H34V164H35ZM54 162H55V161H54ZM58 162H60V165H62V164H61V161L58 160ZM62 162H63V161H62ZM75 162H77V161H75ZM75 162H74V163H75ZM115 162H116V161H115ZM163 162H164V164H163ZM207 162H208V163H207ZM209 162H213V163H209ZM247 162H249V160H248ZM70 163H71V164H70ZM158 163H159V164H158ZM191 163H192V162H190V164H189V166H190V165H191V166H190V167H187V168L189 169V168H191V167H194V168H195V171H193V169H191V170H189V171H190V172H189V171L186 169L187 171H186V173H185V177H187V175H188V179L191 178V177H189V175L191 174V171H192L193 173L195 172V174L197 173V174H198L197 177L200 176V173L196 172V170L198 171L197 167H196V166H193V164H191ZM235 163H237V162L235 161ZM48 164H50V163H48ZM63 164H64V163H63ZM130 164H131V165H130ZM213 164H214V165L216 164V165L213 166ZM14 165H15V164H14ZM96 165H97V163H96ZM116 165L118 166V165H120V164H116ZM161 165H162V166L164 165L163 168H164L165 170L162 168ZM195 165H196V164H195ZM38 166H40L41 169H40V167H38ZM67 166H70V167H67ZM71 166H73V167L71 168ZM129 166H130V167H129ZM160 166H161V169H163L164 171H161V172L159 173L158 171H160V170H159V169H160V168H159ZM37 167H38L39 169H38ZM42 167H43V168H42ZM51 167H52V166H51ZM80 167H79V168H80ZM95 167H98V166H95ZM115 167H116V166H114V168H115ZM212 167H213V168H212ZM215 167L218 168V169H216ZM248 167H249V166H248ZM13 168H14V169H13ZM66 168H68V169L71 168V169L68 170V169H66ZM179 168H180V167H179ZM179 168H178V169H179ZM241 168H242V166L240 167V169H241ZM27 169H28V168H27ZM92 169H93V170H92ZM103 169H104V168H103ZM115 169H118V168H115ZM212 169H213V170H212ZM246 169L248 170L247 167H246ZM88 170H90L89 173H88ZM91 170L93 171L92 173H91ZM166 170H168V171H166ZM175 170H176V171H175ZM199 170H200V169H199ZM206 170H207V169H205L204 171L207 172V174H208V173H209V174L211 173L210 170H208L209 172L206 171ZM219 170H220V169H219ZM242 170H243V168L240 170L241 173L243 174V171H242ZM20 171H21V172H20ZM94 171H95V172H94ZM97 171H98V172H97ZM113 171H114V170H113ZM113 171H112V172H113ZM169 171H170V172H169ZM200 171H201V174H202V175H203V173H205V172H202V170H200ZM237 171H238V170L235 171L236 174H237ZM240 171H238V172H239L238 174H241ZM4 172H5L6 174H3ZM74 172H75V173H74ZM96 172H97V174H96ZM101 172H102V173H101ZM108 172H109V171H108ZM187 172H188V173H187ZM56 173H57V174H56ZM79 173H80V172H79ZM82 173H83V172H82ZM90 173L92 174L91 176H94V175H95V176L93 177V179H91ZM94 173H95V174H94ZM180 173H181V172H179V174H180ZM17 174H18V175H17ZM42 174H43V175H48V176H46V177H50L51 179H50V178H47V181H46V182H44L45 179H44V181H42V180H41V177L38 178V176H42V177H43ZM102 174H104L105 176L102 177V176H103ZM125 174H126V173H125ZM158 174H159V175H158ZM160 174H161V175H160ZM179 174H178L177 176H179ZM186 174H187V175H186ZM207 174H206V176H207ZM213 174H214V172H213ZM15 175H16V176H15ZM56 175H57V176H56ZM202 175H201V176H202ZM204 175H205V174H204ZM217 175H219V174L217 173ZM217 175H216V176H217ZM227 175H228V176H227ZM233 175H234V174H233ZM233 175H232V177H234V178H233V183H232V184H234V183L237 184V182L235 181V177H236V176H233ZM51 176H52V177H51ZM54 176H55V177H54ZM58 176H59V178H60L59 180H58V178H57ZM201 176H200V177H201ZM238 176L241 177V175H238ZM238 176H237V177H238ZM16 177H17V178H16ZM82 177H83V178H82ZM109 177H110V175H109ZM127 177H128V176H127ZM202 177H204V176H202ZM219 177H220V176H219ZM240 177H238V178H240ZM56 178H57V179H56ZM80 178H81V179H80ZM171 178H172V177H170L169 179H171ZM194 178H195V177H194ZM194 178H193V179H194ZM225 178H224V179H225ZM227 178L225 179V180H227L226 185H228V184H230V183L232 182V180H231V182H229ZM16 179H17V180H16ZM55 179H56V181H55ZM78 179H79V181L81 180L82 182L77 181ZM133 179H134V180H133ZM140 179H141V181H140ZM159 179H158V181H157L158 184H160L159 182L164 181L163 178H161L162 180L160 179L161 181H160ZM165 179H166V178H165ZM169 179H168V180H169ZM230 179H232V178H230ZM230 179H229V180H230ZM48 180H49L50 182H49ZM156 181H155V183H156ZM172 181H173V180H172ZM185 181H186V180H185ZM185 181L183 180L182 183L185 184ZM198 181H199V180H198ZM198 181H197V184H198ZM234 181H235V182H234ZM173 182H174V183H172V184H174L173 186L175 187V190H177V191L179 192L180 196H178V192H177V191H176V193L174 192L175 190L173 189V186L171 185V182L168 183V186H169V187L172 186V188H168L169 190H168L167 187H166V186H167V183H166V182H163V184H161V186H163L162 188H161V187H158V185H157V188L161 189L160 192H157V191H159V189H154V190L151 189L150 187H151V186H154V185H150V183L148 182L149 185H150L149 188L152 190V191H151V190L148 189L149 191H151V192L149 193V194L152 193L151 195L147 194L148 191L146 190L145 192H147V193L144 194L145 197L140 198L141 196L139 197V196H137L135 193L132 194V191L129 192L130 190H127V191L129 192V196H128V194H126V193H128V192H127L125 189H123L124 192H125L124 194L122 193L123 191H121V192L118 191V194L115 193L116 195H119V196L121 195L120 198H119L120 200H118V196H117V199H116V200H118V201H116V200L114 199L115 197L113 196L114 198H113V200H111L112 202H110V203L114 206V207L112 206L113 208H118L117 211H119L120 209H124V208L127 209V210H130L129 212L127 211V214H128V213L130 214V212L134 210V212L137 213L139 220L141 219L140 216H142L144 219H145V218L147 219V217L149 218L148 220H151V219H152V221L149 222V223L151 224V228H155V230L157 231L159 228L156 226L157 224L153 222V220H154L153 218H155V215H156V216L158 215V217H159L160 215H162L161 213H163V212H161V211H163L164 208L168 209V207H170L171 204H173V202H177V203H179V208H180L182 202H184V201H182V202H178L177 199H179V201H181V200H186V198H187L188 196L190 197L189 194H190V192L192 191L191 189H193V188H190V187H189V190H188L187 188L184 189L186 186H185V187H182L183 185L180 186L179 183H181V182L177 183L178 181L176 182L175 180H174ZM218 182H219L218 186L222 183V184L220 185V187L223 188L222 191H225V190H227L228 187H231V186H229V185H228V186H225V184L223 183L224 180H223V182H221V181H218ZM228 182H229V183H228ZM142 183L145 184L144 182H142ZM175 183H176V185L178 184L177 187L180 186L181 188H176ZM182 183H181V184H182ZM227 183H228V184H227ZM99 184H101V182H100ZM152 184H153V183H152ZM165 184H166V185H165ZM169 184H170V185H169ZM188 184H189V182H188ZM188 184L186 183L185 185H188ZM199 184H200V183H199ZM232 184H231V185H232ZM236 184H235V185H236ZM75 185H77V187H76ZM96 185H97V184H96ZM118 185H119V184H118ZM149 185H147V186L145 185V186L148 187ZM223 185H224L225 187H224ZM92 186H93V188H92ZM100 186H101V185H100ZM164 186H165L166 188H165ZM188 186H189V185H188ZM79 187H80V188H79ZM155 187H156V186H155ZM155 187H154V188H155ZM226 187H227V188H226ZM232 187H233V185H232ZM232 187H231V188H232ZM247 187H248V185H247ZM74 188H75V189H74ZM76 188H77V190H76ZM78 188H79V189H78ZM128 188H129V186H128ZM52 189H53V190H52ZM68 189H69V190H68ZM89 189H90V190H89ZM92 189H93V191H92ZM162 189H164V190H165L166 192H168L169 194H168V193H165V194H164L165 191L162 192V191H163ZM172 189H173L174 191H173ZM245 189H248V188H245ZM39 190H38V191H39ZM42 190H41V191H42ZM74 190H75L76 192H74ZM97 190H96V191H97ZM99 190H100V188H99ZM99 190H98V191H99ZM137 190H138V189H137ZM155 190H157V191H155ZM185 190H188L189 192H188V193H187V192H184ZM232 190H235V188L233 187ZM9 191H10V193H9ZM72 191H73V192H72ZM89 191H90L91 193H90ZM98 191H97V192H98ZM153 191H155L156 193L153 192ZM169 191H170V192H169ZM172 191H173V192H172ZM68 192L74 193V194H71V196L73 195V197H75L74 199H76V200H74L73 197L71 198V196H70V198H71L70 200H68V199H66V198H65V200H64L65 194L68 193ZM103 192H104V191H103ZM119 193H121V194H119ZM171 193H172V194H171ZM184 193H186V195H184ZM22 194H23V193H22ZM25 194H26V193H25ZM91 194H92V195H91ZM95 194H98V193H95ZM104 194H105V193H104ZM122 194L124 195V197H123ZM125 194H126V195H125ZM146 194L149 195V198L146 196ZM192 194H194V189H193V191H192ZM195 194H197V193H195ZM23 195H24V194H23ZM23 195H22V196H23ZM74 195H75V196H74ZM152 195H153V198H154V199H152V197H151ZM164 195H165V196H164ZM17 196H18V197H17ZM63 196H64V197H63ZM96 196H97V195H96ZM182 196H184V197L187 196V197H186V198H182ZM198 196H199V195H198ZM248 196H249V195H247L246 198H247ZM51 197H53V196H51ZM61 197H63V198H61ZM121 197H123V198H121ZM146 197L148 198V201H147V198H146ZM178 197H179V198H178ZM189 197H188V198H189ZM193 197H194V196H193ZM193 197H192V198H193ZM98 198L101 199V196H99ZM98 198H97V199H98ZM145 198H146V201L144 200ZM150 198H151V199H150ZM173 198H174V199H173ZM6 199H7L8 201H6ZM55 199L57 200V197H55ZM55 199H50V202H49V203H51V202L54 203L53 200H55ZM97 199H96V201H98ZM149 199H150V200H149ZM180 199H181V200H180ZM190 199H191V197H190ZM196 199H197V198H195V200H196ZM247 199L250 200V198H247ZM175 200H176V201H175ZM191 200H192V204H193V203L195 202L194 198L191 199ZM241 200H242V198H241ZM248 200L246 201V199L243 197V200H242V201H244V202H248V203H249L250 201H248ZM11 201H12V203H13L14 206L12 205ZM96 201H95V203L93 202V204L96 205ZM6 202H7V203L10 202V203L7 204ZM59 202H60V203H59ZM99 202H100L99 204H103V203L101 202V200H99ZM196 202H198V201L196 200ZM239 202H240V200H239L237 203H239ZM244 202H242L243 207H244V204H245L246 207H247V205H248V209H247L246 207H244V208H246V209L249 211V204H248V203H244ZM55 203H56V202H55ZM78 203H77V204H78ZM97 203H98V202H97ZM177 203H176V205H177L176 210L178 209V204H177ZM235 203H236V202H235ZM240 203H241V202H240ZM6 204L9 205V207H8ZM10 204H11L12 206H11ZM17 204H19V203H17ZM95 205H94V207H96ZM173 205H174V206H171V207H172V209L175 210L176 205H175V204H173ZM203 205H204V204H203ZM97 206H98V205H97ZM233 206H234V205H233ZM85 207H86V206H83L84 209H86ZM236 207H237V206H236ZM77 208H78V206H77ZM83 208H82V209H83ZM90 208H91V207H89V208L86 209V210H88V211L92 210V209H90ZM113 208H112V210H113ZM119 208H120V209H119ZM7 209H8L9 211H8ZM89 209H90V210H89ZM236 209L238 210L239 208H236ZM2 210H3V211H2ZM15 210L17 211V214H18V215H17L16 213H14ZM193 210H194V208L192 209V212H193ZM10 211H11V212H10ZM121 211H122V210H121ZM139 211H140V213H139ZM225 211L228 212V213L230 214V212H229L228 210H225ZM232 211L235 213L236 210H234V209L231 210V213H232V214H230L231 216H230V215L228 216V217H230V218L232 217V219H229V220H228V221H230V222H229V225H231L230 228H232L233 230H234L235 228H237L236 230H238V231H235V230H234V231H233V230L231 231V230L229 229V226L227 227L228 230H229V232H228L227 229H225L226 226H227V225H226V222H227V221L225 220V222H224L223 220H224V218L226 219L227 217H224V216H225L224 214H223V215H224V216H223L224 218L221 217L220 219H217V222L214 221L215 224H218V223L221 222V223H220L221 226H220V225H215V224L213 223L214 225H212V226L210 225V228L207 227V228H206V229H207L206 231L209 232L208 229H212L213 231L211 230V231L208 233V234L210 235V234H212L211 232H214V231H215V228L217 227L216 230H218V231H215L214 233H216V235H217V232H218V235H217V236L221 235V236H220V239L217 238L218 243H217V242H214L215 239H212V241H210V240H209V241H210L212 244H216V243H217V244H220V246H224V247H221V251L224 250V249L226 248L228 251H231V252L233 253V251H232L231 249H228L227 247H228L229 244L232 245V242L229 243L232 239H234L235 237L237 238L238 234H237L236 232H239V233H240V230H241V228L243 227L242 225H240V223H241L240 221L243 220V219L245 220V218H243V219L241 218V219H240V217H235V216H237V212H236V214H233ZM248 211H246V212L243 211V212L246 213V215L248 216V215H249V212H248ZM134 212H132V213H134ZM159 212H161V213H159ZM194 212H195V211H194ZM196 212H197V211H196ZM223 212H224V211H223ZM223 212H222V213H223ZM110 213H111V212H110ZM119 213H121V212L119 211ZM125 213H126V212H125ZM135 213H134V214H135ZM190 213H191V212H190ZM224 213H225V212H224ZM247 213H248V214H247ZM116 214H118V212H117ZM123 214H124V212H123ZM129 214H128V215H129ZM134 214H132V215H134ZM159 214H160V215H159ZM220 214H221V213H220ZM8 215H7V216H8ZM13 215H15V216H13ZM109 215L111 216V214H109ZM125 215H126V214H125ZM137 215H136V216H137ZM186 215L189 216L190 214H189V215L186 214ZM218 215H219V214H218ZM234 215H235V216H234ZM119 216H120V215H119ZM119 216H118V217H119ZM136 216H133V217L136 218ZM145 216H147V217H145ZM184 216H185V215H184ZM187 216H186V218H187ZM192 216H193V215H192ZM221 216H222V215H221ZM9 217H7V218L9 219ZM111 217H112V216H111ZM121 217H123V216H121ZM158 217H156V218H158ZM233 217H234L236 220H237V219H240V221L237 220V222H235L236 220L233 219ZM7 218L3 219V221L6 220ZM109 218H110V217H109ZM138 218H137V219H138ZM218 218H219V217H218ZM248 218H249V217H247L246 219L249 220L250 222H249V221H248V222L245 221V222H246L247 224H248V223L251 224V222H252V221H251V218H250V219H248ZM213 220H214V218H213ZM218 220H219L220 222H218ZM221 220H222V221H221ZM244 220L242 221V223H244ZM7 221H8V220H7ZM112 221H113V220H112ZM135 221H136V219H135ZM157 221H158V220H157ZM231 221H234V223L230 224ZM238 221H239L240 223H238ZM1 222H2V221H1V219H0V223H1ZM9 222H12V221H9ZM222 222L225 223V224L223 223V225H225V226H222ZM116 223H117V220H116ZM227 223H228V222H227ZM237 223H238V225H237ZM1 224H3V222H2ZM5 224L7 225V223H5ZM5 224H4V225H5ZM233 224H236L237 226H236V225H233ZM250 224H249V225H250ZM239 225H240L241 228L238 227ZM245 225H246V224H244V226H245ZM249 225L243 227V231H241L242 233H240V235L242 234V236H244L243 234H246V233H247V230L252 226V225H251L250 227H248ZM218 226H219V227H218ZM232 226H234V228H233ZM0 227H1V225H0ZM2 227H3V225H2ZM180 227H182L183 230H184V229L187 230L186 233L189 234L190 231L188 232V229H186V228L183 227V226H180ZM212 227H215V228H212ZM220 227H223V229H225V230H223V229L220 228ZM246 227H248V229H247V230H244V229H246ZM151 228H149V229L147 230V232L151 231ZM156 228H157V229H156ZM160 228H161V227H160ZM238 228H240V230H239ZM182 229L178 230V235L174 232L177 236H176L175 234H173L174 237H173V235H172V237H173L174 239H177V238H178V240H179L180 238H188V235H186L185 232H180V233H182V234H179V231H182ZM0 230H1V229H0ZM7 230H8V229L3 230V231L5 232V231H7ZM159 230L162 231L161 229H159ZM220 230H221V231L223 230V232H221ZM206 231H205V233H207ZM4 232H2V233L0 232V239L4 238L3 235H2V234H5ZM154 232H155V231H154ZM227 232H228V233L231 232V233L228 234ZM147 234H148V233H147ZM149 234H150V233H149ZM200 234H201V233H200ZM227 235H229V236L226 237ZM1 236H2V238H1ZM146 236H147V235H146ZM148 236H149V235H148ZM151 236H152V235H151ZM186 236H187V237H186ZM247 236H249V235H246L245 240H246V238H248ZM152 237H153V236H152ZM239 237H240V236H239ZM197 238H198V237H197ZM227 238H229V239H227ZM236 238H235V241H236ZM198 239H199V238H198ZM198 239H196V242H197V243L201 240V239H200V240H198ZM237 239H238V238H237ZM248 239H249V238H248ZM248 239H247V241L249 242L250 239H249V240H248ZM0 241H2L3 244H6V245H4V247H8V248H4L3 245H2V242L0 243V244H1L0 246L2 247V248L0 247V251H1V252H0V255L2 254V255L0 256V260L2 259L0 264H3L4 261H5V259H7V258H6L7 255H5V253H6L5 251L8 252V249H9V242L6 241V243H5L3 239L0 240ZM63 242H64V241H63ZM201 242H202V243H199V244L196 243V244L198 245V247H199V249H197L196 253L199 252V250H200V253H201V251H202L201 249H202L203 247H205L207 244L209 245V242H206V245H203V244H205V243H204L205 241H204L203 239L201 240ZM249 243H250V242H249ZM64 244H65V243H64ZM64 244L61 243V244H58V246H57L58 249H59L60 246L62 245L61 247L65 250V251H64V250L62 251V248H61V251H60L61 253L66 252V249H68V247L66 246L67 244L65 245L66 248L63 247ZM212 244H211V245H212ZM37 245H38V243H37ZM49 245H50V243H49ZM49 245L47 244L46 246L43 247V249H45V250H42L43 252L39 251L38 248H37V251H38V252H41V253H37V254H39V258H40V259L44 257V256L42 257L43 254H46V255H47V254L53 252V251H52V252L50 251L49 253H48V252L44 253V251H49V250H50V249H48V248H49ZM200 245H201V248H200ZM202 245H203V246H202ZM208 245H207V246H208ZM237 245H238V244H236L235 246H237ZM248 245H250V244H246V245H244V246H248ZM47 246H48V247H47ZM146 246H147V245H146ZM239 246H240V245H239ZM244 246L241 245L240 248L242 247L241 249H245V248H243ZM35 247H37V246H35ZM45 247H46V248H45ZM181 247H182V248H181ZM192 247H193V246H192ZM192 247H190V248H189V247L185 248V247H183V246H180V247H179L180 249H179L178 247H176L177 250H176V251H172V253L170 254V256H167L168 259L166 258V262H165L164 260H162V261H164L165 264H168L169 261H172L173 263H176V264H190L192 261L194 262V261L196 260V258H195L196 256L194 255L195 252L192 251ZM230 247H231V246H230ZM232 247H234V246H232ZM3 248H4V249H3ZM222 248H223V249H222ZM247 248H248V247H247ZM247 248H246V249H247ZM5 249H7V250H5ZM35 249H36V248H35ZM39 249H40V248H39ZM46 249H48V250H46ZM134 249H135V248H134ZM145 249H147V248H145ZM203 249H204V248H203ZM226 249H225L224 251L228 252ZM232 249H234V248H232ZM235 249L237 250V248H235ZM2 250H3L4 254L2 253ZM51 250H52V249H51ZM123 250H124V249H122V251H123ZM37 251H36V252H37ZM124 251H125V250H124ZM135 251L137 252V249H136ZM135 251H133L134 255H133V253H130V250H129V252H128L129 254H132V255H133L134 259H137V258H138L137 260H139V257L141 258L142 256H144V254L142 253L143 255L140 254L141 256L137 257V256H138V255H137L138 252H137V254H136V256H135ZM224 251H223V252H224ZM57 252H59V251H57ZM57 252L55 251V254H56V255H55L54 258L51 256V257L53 258L52 260L56 262V263H55V262H54V263L52 262V263H53V264H57V263H58V262H57L58 260L56 261V259L59 257L58 259L61 260V264H62V263H63V262H62V258H63V260L65 261L66 258H68L69 255H68L67 253H65V254H66V257H65V255H63L64 253L61 254V253L59 252L60 255L63 256V257H62V256H59V253H57ZM125 252H126V251H125ZM131 252H132V248H131ZM226 252H225V253H226ZM128 253H126V254H124V255L121 256L122 252L120 251V256L123 257V260H124L125 257H126V259H128V257L131 258V259L133 258V257H131L132 255L129 256ZM176 253H177L178 255H177ZM225 253H223V254H225ZM232 253H231V254H232ZM40 254H41V255H40ZM57 254H58V255H57ZM228 254L230 255V252H229ZM228 254H227V256H228ZM3 255H4V256H3ZM67 255H68V256H67ZM198 255H199V253H198ZM34 256H35V255H34ZM56 256H58V257L56 258ZM124 256H125V257H124ZM2 257H4V259H3ZM36 257H37V258H36ZM61 257H62V258H61ZM135 257H137V258H135ZM197 257H198V256H197ZM199 257H200V256H199ZM39 258H38V255L35 256V260L38 259L39 262H40V264H41V263H42V264H46V263H47V264H52V263H50V262L52 261L51 259L49 260V263H48V260H47V259L50 258V257H48V256L46 257L47 259H46L45 257H44L43 259H41L42 261H41ZM64 258H65V259H64ZM194 258H195V260H194ZM44 259H46V263H43V262H45ZM131 259H128L129 261H126V260H125V261H126L125 264H131V263H132V262L130 263V260H131ZM7 260H8V259H7ZM38 260H37V262H36V261H35V262L39 264ZM60 260H59V261H60ZM137 260L134 261V260L132 259L133 262H136V263H134V264H137V263H138ZM197 260H198V259H197ZM162 261L160 260V264L162 263ZM2 262H3V263H2ZM123 262H124V261H123ZM167 262H168V263H167ZM59 263H60V262H59ZM164 263H162V264H164ZM121 264H122V262H121ZM123 264H124V263H123ZM132 264H133V263H132ZM170 264H171V263H170Z\"/></svg>", "mask_w": 264, "mask_h": 264}]
</instances>
